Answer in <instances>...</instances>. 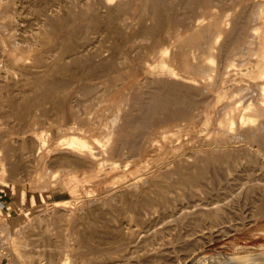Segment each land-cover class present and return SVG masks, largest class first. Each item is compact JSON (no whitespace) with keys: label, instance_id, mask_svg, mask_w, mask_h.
<instances>
[{"label":"rangeland","instance_id":"obj_1","mask_svg":"<svg viewBox=\"0 0 264 264\" xmlns=\"http://www.w3.org/2000/svg\"><path fill=\"white\" fill-rule=\"evenodd\" d=\"M71 1L73 2L72 4H71ZM77 1L79 3L80 0H74V1L73 0H70V1H68V0H62V1L57 0L56 2H54L56 4V5H54V8L55 9L59 8V11H60L59 13L64 14V15L66 14L65 11L67 9V6L73 5L75 3L74 9H75V11L77 10L76 11L77 13L75 12V14L77 16L75 14L72 15V19H71L72 22L71 21L69 22L72 26L68 25V27H65V29H62V30H59L58 32H55L54 36L53 37L51 36L52 37V38H50L51 40L49 39L43 44L40 41L38 43L36 38L34 39V37H33L34 32L37 30L35 28L39 27V24L36 25L37 20H35V18H36L35 14H33V12L31 10L30 11L24 10L25 13L23 14V12H22V17L26 18L25 22H20V25L23 23L22 24L23 26L17 25L16 28H18V29H16V32H18V30L22 31L23 29H21V27L24 28V31L26 33L24 31H22L24 33V34H22V32L20 31L21 34H19L18 38L22 37V38H20V40H23V38H27V40L20 41L17 39V36H16L17 41H20L21 44H23L24 42L32 43V41H34L33 43H35V41H36V43L39 44L37 46L38 47L37 52L41 53L42 49H44V51H45L46 50L45 48H49L52 45L56 46V44H57L56 40L58 38H59L58 41L60 42V43L59 42L58 43L61 45L64 42L63 43V46H64V45H66L65 44L66 41L68 43L72 44L73 41L75 40L73 44H76L77 42L79 44L82 41L86 42V39H89L90 37H92L91 40H89V41L91 43H94L95 46L98 45L99 47H102V46H104V44H107V45L110 44L108 47L115 48L118 45L119 48L121 46L120 50H122L123 52L125 51L124 52L125 54L130 51L129 53L126 54V57L128 56V58H130V60L128 58H127L128 61H127V59L125 60V63L122 65V67L124 66L123 67L124 69L120 67V69H118V71H117V72L120 71L119 74L117 72H114L116 74L110 73V75L112 77L115 76L116 78L118 77V79L111 78L110 76L108 78L106 76H102V77H100V79L96 78V80H95V78H94L93 81L91 80L90 82L88 80H86V75L88 73H87V68L83 67V66H85L84 65L85 62H83L84 60H82L79 63H76V65H75V63L73 64L71 62L72 65H75L73 67L70 63L66 62L67 65L69 64L67 69H70V70L66 69V70H63V72L62 71L59 72V73H61V75L63 74V76H62L63 78L60 77L61 75L59 73H58V75L56 73L55 76H57V78L59 77L58 80H61V81L65 80V78H66V80L64 82L67 85V81H69L68 82L69 86L68 85L66 86L67 89H66V87L63 88L62 90L60 89V91H64L61 93H58V92H60V91H57L58 89H55L53 91L50 90L51 94H54V95L56 94L55 95L56 97L60 95V98L57 97V100H59L57 102H55L56 100L52 101L51 99H49V101H48V98L46 100L44 97H41L44 94L43 89L40 90V89L36 88V90L38 89L36 91V90H34L35 88H29L28 85L25 86L24 80H22V81L20 80L21 82L18 81L20 78L21 79H29L31 76L30 74L26 77V75L28 73L22 74L18 71H16V72L14 71V73H13L14 75L12 76L11 82L13 81V77L16 78L13 81L15 83V80H16V85L13 82H12L13 84L12 83L11 84L16 86V87H12V86L9 87L12 89H11V91L7 90L8 91L7 93L9 94V97L12 98V100H15L17 95H19L18 96L19 98H16V100H15V102H17V104L19 103L18 106L23 105L24 107L26 106V108L29 107V109L31 106L32 110H29V109L26 110V108H24L25 109L24 111L26 114L25 117L21 120L20 119L17 120V118H18L17 114L15 116V114L13 115V113H11L14 111H10L6 104H3V106L6 105L4 108H2L0 105L1 114L3 112H10L11 113V114L8 113L7 118H5V117L0 118V127H1L0 128V132H1L0 138L2 137L3 131L8 130L7 132H8L9 137L7 136V138L9 140V142L11 141V143H9V144L10 145L12 144L13 146L12 145L11 146H12V148H14V149H12V148L10 149L9 146H7L8 148L6 147L5 149L0 148V149H2L0 151V158H2V162L0 159V242H4V248H2L0 250V254H2V255H0V264H35L36 262H38L37 264H49L47 262V259H46L47 253H45V252L42 253L41 250L46 251L48 248H53V247H55V245L58 244V242L61 239H63V237L58 236V233H60L61 236H64L65 232H66L65 234H67V229H66L67 228V222H69V224H71L73 222L72 219L75 216H79V217L83 216L84 214L88 213V211H89V214L91 213V217H92V215L94 216L97 214V211H103V210L109 211L113 208L115 210L119 209V215L116 216L118 219L114 217V220H115V221H113L114 223H112V225H108V227H107L108 229L106 230V239L108 241V244H106V246L110 244L109 243L110 240L117 239V238L121 237L122 238V241L120 240V242H122L121 243L122 244L121 249L118 250L116 253H111L109 255L104 256L103 259L98 260V262L96 261L97 263L91 262V264H182V263L183 264H190V263L191 264H264V154L261 155V157L259 158V161H260V164H262V167H261V165H258V166L255 165L257 163V162L255 163L256 159L254 156V151L257 147L255 145L256 142L252 138L247 137L246 135H245L246 137L244 136V132L246 131L245 128L246 129L247 128L251 129L249 127L254 128L255 126H257L258 122L263 120V116L262 115L260 116V114L259 115L256 114L253 117L250 115L254 114L252 112L260 104V100L258 101L255 99L256 97H257V99L260 97L259 93L261 95V92H260L261 90H259L260 87L259 88H258V86L255 87V85H256L255 82L257 81L256 82L257 84L260 82V80L259 81H258V79L256 80L257 68H255V66H257L256 64L259 63L258 59H260V56L264 52V51L262 52V49H264L263 48L264 47V45H263L264 44V40H263L264 28H263V21H262L264 19V16H263L262 20L261 19L257 20L259 18H258V12H257L256 7L253 9L242 8L243 6L240 3H244V2H246V0H234V1L226 0V1H224L225 3L223 1H219V0H213V1L212 0H201V1L200 0H197V1L196 0H194V1L189 0L191 3L186 4V5L184 4L185 0H182L183 3L181 0L180 1L169 0L168 3L165 0L166 5H168L170 3L169 6L170 7L172 6V7L168 8V6H166L163 3L164 5H162V6L164 9H163V11H160L162 8V6H161L158 10L159 14L157 13V11H154V8L151 6V3H148L147 6H142L141 3L139 2V0H133V4L131 5V7H130V5L127 6L128 10L125 7L122 9V12L121 11L120 12L118 11V13L115 12L116 17L118 16L122 20L121 22H124V26L122 27V33L127 32L130 35L132 33L134 35V36H132L133 37L131 39L132 41L127 42V45H126V43H124V38H123L124 35L123 34H122L123 36L120 35L121 33L118 34L119 37L122 36V38L120 39L116 34V36L119 38V40H118V38L116 36H114L115 34L112 33V29H110V28L108 29V26H103L104 28H102V26H100V27H98L99 29L97 27L96 28L94 27V30L92 27H91L92 29H88V25H86L87 22L85 20L88 18L89 14L86 15V13L83 14V13L78 11V8L80 6H78L79 4L76 3ZM89 1L97 2L98 0H89ZM123 1H126V0H123ZM195 1H196V3L198 2V4H196L197 7L195 6ZM227 1L231 2L230 4L231 5L233 4V5L232 6L229 5V2H227ZM249 1H251V0H249ZM0 2H3V4H4L6 1L3 0ZM172 2H174V3H172ZM176 2H178V4ZM199 2L204 3V4H201V5H203L202 6L203 9L201 7H199V9H198V5L201 6ZM183 4H184V6L189 5L190 7L187 6L185 8L183 6ZM209 4L211 5L210 8H212L211 9L212 11L210 9H207L210 6ZM0 5H2V3H0ZM76 7H77V9H76ZM98 7H99L100 12L104 13V11H106V9L104 7L101 8V6H99V5H98ZM61 8L63 10L65 9V10L62 11ZM179 8H181V9H179ZM171 9H173V10H171ZM185 9L186 10L188 9V10L186 11ZM190 9L191 10L193 9V10L191 11ZM248 9H250V10H248ZM123 10H125V11L123 12ZM148 10H149V12L150 11L156 12L155 14L159 15V18H161V16H163V15L160 16V13L161 14L164 13V16H163V18H164L166 16V13L171 12V13H169L171 16H169V17L166 16L164 18L165 22H164L163 18H162L163 21L160 19V21H162L167 26L166 27L163 24L164 25L163 29L166 32L165 34H168L169 32L171 33V34L169 33L167 35V38L169 36L171 41H172V39H174V37L176 38L178 34L179 35L182 34L181 36L183 38H187V37L191 38L192 36L195 35V33L197 34L202 30V31H204V33H199L200 37L198 34H197L198 36L197 35L194 36V37H198V40L200 39V41H201L204 38V36L205 37L209 36V35H207L209 32L207 33V30L205 32V30H203V29L210 23V20L208 21V19H211L213 17V16L211 17L210 14L213 13L214 15L215 14L219 15L221 13L219 15V17L217 15H215V17H217L218 19H220L222 21L221 23L223 24L222 25L223 31L221 30V32H219L221 35L216 34V36L218 35L217 38H215L216 36L214 38H212V41L217 39L215 41H219V43L214 41L213 42L214 44H213L211 41V43H212L211 44V50H205V49H202L203 47H201L202 41L201 42L199 41L201 44L198 45V43H196L197 40L194 37H192L193 39H191V40L192 41L194 40L196 45H194V46L188 45V47H187V49L189 50L188 56H190L192 58L191 59L190 57H188V63H190L189 61H191L192 65H193L192 69L190 68L188 70H192V71H186L187 69L183 68V65H181V63H180L181 62L180 57L178 58L179 62H177L174 60L172 61L171 57L167 56V60L165 59L166 60L165 62L168 65L171 64V62H172L173 64H171L170 66L174 67L175 72L176 71L179 72L178 76H177L178 78L169 77V79H170L169 80L166 75H162V74H159L157 72V71H159L157 67L159 66L160 62L157 61V60H159V58H157L155 56V52H156L155 50H157L161 47H165L166 45H168L170 43V40H168V39H167L168 41L161 40L160 44H158V46H156V48H153L151 46L150 47L148 46L149 45V44H147L148 39L146 38V36L144 34L140 35V36H142V38L145 36V38H143V39H141V37L139 36L140 32L138 30H139L140 25H141V24L139 25V22L141 23V21L143 19L146 20L145 22L149 23V24L153 23L154 21L155 22L159 21V18H157V16L154 15V12H152L153 14H151V16L153 15L154 17H152L151 19H145L151 13V12L149 13ZM208 10H210V12H208ZM239 10H240V12H239ZM254 10H256V11H254ZM184 12H185V14H184ZM192 12H193L194 16L191 15ZM250 12H251V14H250ZM252 12L255 16L257 15V18L252 14ZM26 13L29 16H27V17L23 16V15H27ZM142 13H144V14L147 13V14L144 17V14L142 15ZM195 13H196V15H195ZM207 13H210V14L208 15ZM119 14L122 16H120ZM186 14H189V15L185 17L184 15H186ZM243 14H245V15H243ZM246 14H247L248 18L247 17L245 18ZM32 15L34 18L32 17ZM240 15L242 18L240 17ZM252 15L254 16V18ZM181 16L183 18L180 19ZM140 17H141V21H139ZM191 17H193V19ZM236 17H237V19H236ZM30 18H33L34 20L33 19L31 20ZM239 18L242 20H240ZM152 19H154L153 22H152ZM168 19H170L169 22H167ZM178 19H179V22H177ZM254 19L257 20L256 23H255ZM174 20L176 22H174ZM185 20H186V22H185ZM191 20H192V22H191ZM33 22H35V23L33 24ZM82 22H85V23L82 24ZM127 22L130 24H127ZM182 22H184L185 24H183ZM187 22H189V23H187ZM31 23L33 24L32 27L35 25L33 28H31V25H29ZM24 24L27 26L29 25L28 26L29 28L27 26H25ZM126 24H127V26H125ZM240 24L243 28L241 26H239ZM242 24L245 27L247 26L246 29L244 28V26ZM85 25L87 26V29L85 28ZM169 25H171V26H169ZM203 25H205V27ZM230 25H233V26H230ZM78 26H79V29H78ZM255 26L259 27V28H256ZM19 27H20V29H19ZM236 27L237 28L239 27V28L237 29ZM30 28H31V30H29ZM101 28L105 31L100 30ZM105 28L109 31H107ZM200 28H202V29H200ZM233 28H234V30H233ZM33 29H35V30L32 31ZM193 29L195 30V33H192V36H190V34H191L190 32H194ZM252 29L253 30L257 29V30H254L255 34H254V32H251V31H253ZM69 30H70V32H68ZM84 30H86V31H84ZM87 30H91L93 32L87 31ZM134 30H137L139 34L137 33V31H134ZM186 30H188V31L186 32ZM243 30H246L247 32L243 31ZM75 31H77V32H75ZM81 31H82V33H81ZM95 31H97V32L102 31V33L105 36H103L102 33H100V34H102L100 36L99 32L96 33L97 34V36H96V34H94ZM106 31H107V33H106ZM197 31H199V32H197ZM233 31H235V33H237L239 31L241 39H239L240 38L239 34H238L239 32L236 35ZM86 32L87 33L89 32V34H87ZM185 32L190 33V34H188V36H187V34ZM18 33H17V35H18ZM91 33H93V34L91 35ZM106 34H108V35H106ZM136 34H138V35H136ZM85 35L86 36L88 35V38L85 37L86 39H84ZM94 35H95V37H94ZM111 35H113V36H111ZM241 35H243L245 40L247 39L248 41L246 42L244 40L243 36H241ZM62 36H63V40L61 43V39H62L61 37ZM68 36L73 37L74 40H72V38L70 39ZM231 36L233 37L232 39H230ZM234 36L237 37V38L235 37L237 39V41L233 40ZM29 37L32 38L33 40L30 41L31 39ZM114 37H116L117 40ZM228 37H230V38H228ZM102 38H103V40H102ZM251 38L252 39L254 38V40L255 41L257 40V42L259 41L258 45H257V42H255ZM97 39H99V40H97ZM105 39H106V41H104ZM111 39H115V40H113L114 43H116L115 41H117L119 43L115 44L116 45L115 46V45H113L114 43ZM145 39H147V40H145ZM95 40H97L98 42L96 41V43H95L94 42ZM101 40L104 41V43L101 42ZM204 40L205 39H203V41ZM240 40H241V44L239 45V43H236V42H239ZM242 40L246 43L250 42V44L247 45L249 48L246 46V44ZM249 40H251V41H249ZM261 40H262V42H261ZM122 41H123V45H122ZM190 41H189V43L192 44V41L191 42ZM223 41L226 43H224ZM231 41H235L233 43H236L235 45H237V46L239 45L240 48H238V49L236 48L238 52H235L236 51L235 50V51H233V53H231L232 50L230 48H232L234 45L233 43H231ZM100 42L102 43L101 46H100V44H98ZM105 42H107V43H105ZM142 42H143V44H142L143 47L141 46ZM145 42H146L145 45L148 46L147 50H145L147 48L144 45ZM242 42H243V44H242ZM252 42H253L252 45H254V43H255V46H251ZM172 43H175L174 40ZM216 43H217V45H216ZM227 43L228 44L231 43L230 45H232V47L229 48L228 47L229 45ZM24 44H26V43H24ZM78 44H76V45H78ZM128 44L130 46H128ZM163 44H165V45H163ZM40 45H42V46L40 47ZM107 45H106V48H107ZM197 45L199 47L196 48ZM220 45L222 48L220 47ZM223 45H225V46H223ZM226 45H227V47H226ZM241 45H243V46H241ZM132 46H133V48H132ZM194 47L196 50L194 49ZM242 47H244V48L246 47V49H244ZM250 47H252L253 49H251ZM149 48H152L153 50L152 49L150 50ZM173 48H175V50L176 49L178 50L179 47L177 46V47H173ZM198 48L202 49L200 51L201 52L203 51V52L199 54ZM102 49H105V48H102ZM133 49H134V51L138 50V54L136 51H135L136 53H134ZM222 49H223V51H222ZM248 49H249V51H246ZM48 50H46V52H44L42 50V52L44 54L45 53L48 54L47 53ZM131 50H132V52H131ZM148 50H149V53L151 52L150 54L148 53ZM260 50H261V52H260ZM141 51H143L144 53H146V51H147V53H146L147 55L143 54ZM253 51H254L255 56L260 54L259 57L256 56V58L254 59L255 56L252 55ZM239 52L242 53L243 56H242V54H239ZM249 52L251 53L252 56H248ZM16 53H20V51H16ZM130 53H131V55H130ZM230 53L232 55H229ZM237 53L241 56V59H239L240 56ZM23 54L28 55L27 57L24 55L25 61L27 60L26 61L27 63L32 64V61L34 60L32 58L33 56L31 57V54L26 53V52H23ZM194 54H196V55L194 56ZM197 54L203 56L204 58L203 57L201 58V56H199L200 57L199 58ZM132 55H134L135 57H138V55H139L140 58L138 60H140L142 62H140V61L138 62L137 58H135V57L133 58ZM151 55H154V56H151ZM235 56L236 57L238 56L239 58H236ZM216 57H217V59L215 60ZM232 57H233V59H232ZM244 57H246L247 59ZM30 58H32L33 60L31 59V61H30ZM144 58L147 61H145ZM168 58H170L169 60H171V62L168 61ZM131 59H133V61ZM234 59H236V61ZM254 60H255V62H253ZM155 61H157L156 62L157 64H155ZM218 61H220V62H218ZM248 61H249V63H248ZM82 62H83V65H82ZM129 62H130V64H126ZM132 62H134V63L132 64ZM211 62H212V64H211ZM80 63H81V65H80ZM250 63H252V65H250ZM152 64L153 65L155 64L157 66L156 69H154L155 65L153 66L154 68L152 69ZM226 64H227V66L230 64L228 66L229 67L228 69H227ZM239 64L240 65L244 64V66H242V65L239 66ZM248 64L250 65V67ZM254 64H255V66H254ZM77 65L82 66L81 67L82 70L79 68V66L77 67ZM236 65H237V68H236ZM247 65H248V67H247ZM129 66H130V68H129ZM150 66H151V68H150ZM194 66L195 67L206 66V69H209V70H207V72H206V69H205V71L203 69V71L198 72L200 70L197 69L198 70L197 71ZM210 66H211V68H210ZM233 66L235 69L233 68ZM207 67H209V68H207ZM240 67H241V69L245 68V69H243L244 71H247L246 70L247 68H248V70H250V68H251L250 71H252V72L256 71V72H254L256 74H252V72H250V71H248V73L247 72L244 73V71L242 72ZM83 68H84V70H83ZM149 68H150V71H149ZM203 68H205V67H203ZM221 68H222V70H221ZM125 69L127 72L125 71ZM212 69H213V71H212ZM215 69H216V71H215ZM252 69H254V70H252ZM132 70H134V71L132 72ZM146 70H147V72H146ZM182 70H184V71H182ZM210 70H211V73H210ZM217 70L219 73L217 72ZM80 71H81V73H80ZM122 71L124 72V74L122 73ZM185 71H186V74L184 75L183 72H185ZM234 71H235V73H234ZM129 72H131V73L129 74ZM18 73H20V76ZM145 73L147 75H145ZM212 73H215V74H212ZM216 73H217V76H216ZM120 74L124 75V76H121ZM179 74H180V76H179ZM181 74L183 75V77ZM201 74H202V76H200ZM210 74H211V78H209V81H208L207 77H210ZM22 75H23V77H22ZM78 75L79 76L82 75L83 78L78 77ZM150 75L152 78L151 77L148 78V76H150ZM157 75H159V76H157ZM212 75H213V78H212ZM231 75H232V77H231ZM184 76H188L189 79H187L188 77L186 78ZM214 76L217 77V80H216V77L214 78ZM253 76H255V77H253ZM71 77H73V78H71ZM190 77H192V78H190ZM203 77H204V80H203ZM251 77H253V78L251 79ZM101 78H102V80H101ZM105 78H107V79H105ZM254 78L256 81H253ZM79 79L82 82L79 81ZM107 80L108 81L111 80V81L105 82ZM143 80H144V82H143ZM197 80H198V82H197ZM83 81H84L85 85H87L86 83H89L90 87L92 86L94 88V90H92V88L88 89V90H91V92L84 90V87H82L84 85ZM101 81H104V82H102V85H101ZM112 81H113V83H111ZM146 81H147V84L149 85V83H150L151 86L150 85L148 86L145 83ZM154 81H156V82H154ZM212 81L213 82L218 81V82L214 84ZM95 82H97V83H95ZM115 82H119L120 84L119 83L116 84ZM164 82H167L168 84L175 86V87L177 85V88H179V89H181V87H183V88L187 87L186 90L188 88H190L187 90V94L189 95L191 93H194V94H196V96H191V95H194V94H191L190 95L191 98H189V99L192 101V97L193 98L195 97L194 99L196 100V102H198V106H196L197 105L196 102L194 104H192L193 101L191 103V101L189 99H188V101H187V99L186 100L184 99V101L179 100V102H177L176 99H175L176 100L175 102H174V100L170 99V101L172 100V102H174L173 104L171 102H169L168 97H165L163 100L161 99L160 101H162V103L160 101H158V98L157 99L154 98V96L156 97V95L159 94V90H156V89L157 88L160 89V87H159V86H161L160 84H162ZM211 82H212V85H210ZM107 83H108V85H107ZM139 83L142 85H140ZM155 83L158 85H156ZM187 83H189V85L192 84V86L189 87V85H187ZM18 84H19V87H17ZM93 84L95 86H93ZM98 84H99V86H98ZM113 84H115L117 86H115ZM253 84H254V86H253ZM20 85L22 86L21 88H20ZM106 85H107V87H106ZM137 85H139V86L137 87ZM146 85L148 88H146ZM179 85L181 87H178ZM182 85H185V86H182ZM200 85L203 87H201ZM108 86L113 88L112 91H111V89H109L110 91L107 90ZM153 86L155 87L154 89H153ZM195 86H197V88ZM26 87H27V89H26ZM149 87H152V88L149 89ZM191 87H193V88H191ZM226 87H227V89H226ZM250 87H252V90H250ZM136 88H137V90H136ZM195 88L197 89V91H195ZM246 88H248V89H246ZM21 89L23 92L21 91ZM81 89L84 90L85 92L92 93V95L89 96L90 93L88 95H85L84 94L85 92L82 91ZM202 89L204 92L202 91ZM204 89H206V90H204ZM12 90H13V93H12ZM131 90H133L134 92ZM144 90L147 91V94L146 93L144 94ZM181 90L179 92H181L182 94H184L186 92L184 89L182 91ZM215 90H217V91H215ZM15 91H17V92H15ZM31 91H33V92H31ZM66 91H68V92H66ZM135 91H137V92L135 93ZM138 91H140V92H138ZM26 92H28V93H26ZM103 92H104V94H103ZM148 92L150 95L148 94ZM229 92H230V95H229ZM37 93H39V94L37 95ZM62 93H64V94L62 95ZM137 93H139V95H137ZM154 93H156V95H152ZM24 94H25V96L31 97V98L35 96L34 98L36 99V103L32 104L31 102H34L35 100H34V98H32L31 100L29 98V100H28L29 102L27 101V105H29V106L24 105L26 103H24V101H22V99H21L22 95H24ZM27 94H29V95H27ZM95 94H96V96H95ZM134 94H136L137 96H141L140 99H142L141 100L142 102H140L139 101L140 99ZM20 95H21V97H20ZM31 95H33V96H31ZM61 95L62 96L65 95L64 98ZM132 95L135 96V98L131 97ZM188 95H186V96H188ZM126 96H128V97H126ZM228 96H229V98H227ZM37 97H39L42 101L39 98L37 99ZM79 97H81V98L84 97V98L81 99ZM125 97L127 99L130 98L131 101L129 102V100H128V102H127L125 100L126 99ZM146 97L148 98V100ZM197 97L201 98L200 100H202V101L199 102L200 100ZM137 98H138V100H137ZM144 98H146V99H144ZM166 98H168V99L166 100ZM4 99H5V97H3L1 100H4ZM17 99H18V101H17ZM19 99L22 101V103L20 102ZM62 99L64 101H62ZM97 99H98V102H97ZM32 100H34V101H32ZM135 100L137 102H135ZM143 100H146V101L143 102ZM149 100L150 101L152 100V101L150 102ZM240 100L243 102L241 103ZM39 101H41V103ZM50 101H51V103H50ZM148 101L151 104H149ZM163 101H164L165 107L163 106ZM166 101H168V102L165 103ZM37 102H39L38 105H40L41 107L38 105H36V106L34 105V104H37ZM53 102H55L54 105H53ZM61 102L63 104H61ZM94 102H95V104H94ZM132 102H134V103L132 104ZM156 102L157 103L160 102L162 104V106L159 105L161 107V110L163 107H164V109H166L168 104L171 103L172 105L170 107H172V108L175 107V109H173L174 113L179 112V115L176 114L177 115L176 116L174 114L175 115V117H174L173 113L171 114V111H170V110H172V108L167 107L168 110H166V111L164 109L162 111L160 109H158V111L160 110L159 111L160 113L161 112L163 113V111H165V112L168 111L167 113H164L163 115L161 113V115H160L161 117H163L162 120L164 119V115H166L165 118L167 121L166 120H163V121L161 120L162 122L159 121V123H156L157 126L153 127V129L158 127L156 129L157 131L158 130L163 131L165 128L168 127L167 130L166 129L164 130L165 136L167 135L166 136L167 138L164 136H161L162 134L159 135V133L157 131L153 132V129H152L150 134H145V133H143V131L142 132L139 131V133H136V135H135L134 134L135 129L133 131V126L131 125V127L127 128V126H130V124H128L126 126L127 123H125V122L127 121L128 123H130L129 122L130 119L132 117L137 116L141 112L143 115L144 114L143 109L144 108L146 109V106H148V105L150 106L153 104L155 106H157ZM176 102H177V104H175ZM232 102H235V104L238 105V107H237L238 110L235 112V115H236L235 118L237 120L233 124V126L228 127L226 124L228 122L226 113L229 112L228 111L230 109L229 106H230V103H232ZM248 102H250L249 105H251V109H250L251 112L249 111V108L246 111H248L249 113L244 110L247 108ZM68 103H69V105H68ZM139 103H140V105L142 103H144V105H141V107L143 109H141L139 107L140 106ZM254 103H256V104L254 105ZM222 104H223V106H222ZM235 104H232V105H235ZM57 105L59 107H57ZM62 105H63V107H62ZM173 105H175V106H173ZM189 105H190V107H189ZM191 105L193 106L194 109L191 107ZM23 106H21V107H23ZM182 106L184 107V109H182ZM255 106H256V108H255ZM136 107H137V109L140 108L142 111L139 112L140 111L139 109H138L139 111L135 110ZM150 107H153V106H150ZM131 108L134 110V112L132 111ZM189 108H192L190 110L191 112L194 110L192 114L188 110ZM7 109L9 111H7ZM40 109L42 111H40ZM185 109L187 110V113L186 112L183 113V110H185ZM198 110L200 111V113ZM32 111H34V112H32ZM115 111L119 112V113H116ZM121 111H122V113H121ZM188 111L190 113H188ZM114 112H115V118L112 119V117L114 116ZM159 112H158V116H159ZM221 112L223 113V115ZM242 112L244 114L247 113V115H246V116H248L247 118H249V116H250L252 118V120L246 121L241 125V123L238 122V121H240L238 119H239L240 115L242 114ZM31 113H32V116H35L34 117L35 119L30 116ZM38 113H40L42 116ZM55 113H57V114H55ZM125 113H127V114H125ZM185 113L187 114V116L185 115ZM169 114H171V116ZM12 115L15 117H13ZM51 115L52 116L54 115V116L52 117ZM73 115H75V117H77V118H75L76 121L74 119L72 120ZM118 115H119V117H118ZM124 115H125V118H127L126 120H125V118H122V117H124ZM140 115L141 114H139V116ZM167 115H168V118H167ZM191 115H192V117L188 118ZM193 115H195V116H193ZM59 116H61V120H60ZM116 116H117V118H116ZM223 116H225L226 119H224ZM0 117H2V116L0 115ZM49 117L51 118V120ZM70 117H71V119H70ZM39 118H40V120H39ZM63 118L65 120L64 123H68L69 121L70 122H78L79 121L78 123H75V126L79 127L80 130H78V128L74 127L71 129L67 128L68 130H70L69 132L67 130L64 131V128H66V127H64L65 125H63ZM128 118H129V121H128ZM170 118H172V119H170ZM174 118H176V119H174ZM180 118H182V119H180ZM244 118H245V116H244ZM223 119L225 121L227 120L226 123H225V121H223ZM257 119H258V121H257ZM2 120H4L3 121L4 123L2 122ZM33 120H34V122H33ZM47 120H48V123H47ZM54 120H56V123ZM106 120H109V122ZM122 120H123V122H122ZM104 121L106 122L105 123L106 125L104 124ZM35 122L38 125H36ZM164 122L167 123V125L164 126V124H165ZM222 122H223V124L226 125V127L230 128V129H228V128L225 129V125L223 127ZM79 123H81V125ZM109 123H110V126L108 127ZM121 123L123 126L124 125L125 126L123 127L121 125ZM252 123H254V124H252ZM32 124H34L35 126L34 125L31 126ZM77 124H79V125H77ZM111 124H112L113 128H112ZM168 124H169V126H168ZM61 125L63 126V129H62ZM103 125H105V126L103 127ZM234 125H235V127H234ZM246 125H247V127H246ZM119 126H121V128ZM159 126H161V127H159ZM242 126H244V127H242ZM2 127L4 128L3 130H2ZM80 127L81 128L83 127L82 128L83 132L81 131ZM76 129L78 130V132H76L77 131ZM128 129H130V130H128ZM131 129L133 132L131 131ZM71 130H73L72 133H71ZM84 130L85 131L88 130V132H84ZM104 130H105V132H104ZM233 130H234V133H236V134L233 133ZM109 131L112 134L109 133ZM129 131L132 134L128 135L130 133ZM221 131L223 134V136H222L223 138L221 137V135H222ZM227 132H229V133H227ZM242 132H243V134H242ZM126 133H128V134L126 135ZM73 134L75 136L77 135V137H81L82 135L83 136L87 135V138H91L90 135H94V136L97 135V142H96V140L90 139V141H92V145L96 146V147L94 146L96 148L95 149L96 151L94 150L96 152L95 154L99 153L98 158H97V156H95L96 162L98 161L97 163H95L92 166H88V165L82 163L81 164L82 167H81V165H79V164L75 165L74 163H72V164L66 163V165H62L64 163L63 162L61 163V161L58 160V158L56 159V157L59 155V153L56 154V152L64 153L63 151H65V150L62 151L61 147L65 146L64 145L65 139L69 138ZM106 134H108V136ZM152 134L155 136H153ZM239 134L240 135L242 134V135L240 136ZM43 135L44 136L46 135V136L44 137ZM128 136H130V137H128ZM133 136L136 138H134ZM151 136H153V138H154V140L152 139V143L156 142V143H153L154 145L150 143L151 138H152ZM124 137H125V140H127V141H125V143L126 142L127 143L125 145H123V147H122V145H120V144L122 141L124 142V140H123ZM146 137H148V138L146 139ZM239 137H241V138H239ZM242 137H244V138H242ZM131 138H132V140H130ZM221 138H222V140H221ZM99 139H101V140H99ZM134 139H136V140H134ZM148 139H149V142H148ZM15 140H16V142H15ZM110 140L112 142H110ZM146 140L148 143H150L149 145L146 142ZM217 140H218V144H217ZM98 141H100V142L98 143ZM107 141L110 142V143L108 142V145H107ZM119 141H121V142L119 143ZM128 141L130 144L128 143ZM210 141H212V142H210ZM253 141H254V143H253ZM95 142L98 143V145ZM133 142H135V143H133ZM18 143L20 144V146ZM118 143H119V145H118ZM139 143H140V145H139ZM102 145L106 151H104V149L102 148ZM29 146H30V149H29ZM35 146H37V147H35ZM119 146H120V148H117ZM125 146H128L127 149ZM131 146L132 147L134 146V149ZM108 147H109V149H108ZM110 147H111V149H110ZM124 147L126 150H131V151L129 152V151L124 150ZM236 147H237V151H236ZM249 148L251 150H253V148H254V151H250ZM34 149H35V151H33ZM114 149L115 150L119 149V151L118 150L114 151ZM121 149L124 151L123 152L124 154L120 153ZM136 149H138V150H136ZM216 149H217V151L224 150V149H225L224 151H226V149L228 151L230 149L232 152L231 151H229V152H231L233 154V151H234L233 155H235L238 158V163L240 165L238 163L236 165H233L234 167L232 166V168H233L232 170L234 172L231 170L230 175H227L226 171H224V170L219 171V173H217V176H216L217 178L215 177V179H214L215 184L213 182V184L205 186L199 191H197L196 189H190L188 187H183V186L174 187L173 189L171 188V190H170L171 200L169 202L159 204L158 207H156V209L154 211H152L150 214L146 213V216L144 213L133 215V213H131L130 211H127L128 213L130 212L129 214H127V212L125 210L122 211L119 208L120 204L116 201L115 194H117L119 191H121L123 189L125 190V188L128 190L129 189L131 190L132 187H130V186H132L134 183L136 184L137 180L139 181L141 179L148 178L151 175L155 176V173H158L157 170H162L163 166L164 167L166 165L170 166L173 164V162H176L179 159L180 160L184 159L183 161H185L187 159L192 160L193 157L196 156V153L198 151L199 152L201 151L200 152L201 154H204L205 152H209V150L212 151L213 153L215 152L217 154H221L222 151L217 152ZM243 149H245V150H243ZM122 150H121V152H122ZM262 151L264 153V148ZM35 152H36V154H35ZM131 152L134 154H131ZM199 152L197 153V155L199 154ZM25 153H26V155H25ZM126 153H127V155L129 153L130 154L127 156ZM247 153H249V154H247ZM21 154H23V156H24V158L22 159L23 160L22 162H21V157H20ZM6 156H8V157H6ZM27 157H29V158H27ZM133 157H135V158L133 159ZM177 157H178V159H177ZM184 157H186V159ZM114 158H116L115 159L116 162L113 161ZM29 159H31V160H29ZM103 159H105V160H103ZM110 159H112V160H110ZM121 159H123V160H121ZM119 160H121L122 163H120ZM31 161H33V162H31ZM17 162H19V164H20L18 167V169L19 168L20 169L19 170L16 169L17 171L16 170L15 171H9V168H10L9 166L14 164V163H17ZM52 162L53 163L56 162L57 165L56 164L54 165ZM101 163H103L105 165H102ZM49 164H50V166H49ZM143 164H145V165H143ZM31 165H33L34 168H33V166L31 167ZM51 166H53V167H51ZM254 166L256 167V169ZM48 167L49 168L51 167V168L49 169ZM257 167H260V170H258L259 168H257ZM69 169H70V171H69ZM46 171H48V172H46ZM223 171H224V174H223ZM9 172H11V173H9ZM13 172H15V173H13ZM12 173H13V175L15 174V176L11 177ZM217 179H218V181H217ZM220 179H221V181H220ZM120 188H122V189H120ZM109 201L111 202L110 204H109ZM112 202L114 203L113 204L114 206L112 205ZM199 202H201V203L202 202H209V203H212L213 206H215L217 204L216 202H219L218 204L222 205V209H224V213H223L224 215L222 216L223 218L221 217L219 219V221L218 220L215 221L214 225L210 224L209 220H207L206 218H204L200 215H197L196 213H195V216L197 218H195L194 214H193V216L190 214L191 216L188 215V216H186V218H183V219L180 218L183 216L182 214H184L185 212H188L190 210L196 211L197 206L195 204L199 203ZM93 204H94V206H93ZM71 214H73V215H71ZM70 215H71V217H70ZM72 216H74V217H72ZM53 218H56L57 220L53 219ZM53 220H55V223H53ZM48 222L49 223L52 222V229H50L51 232L50 231L47 232ZM65 226H66V228H65ZM48 234H50V235H48ZM15 242H17L18 246L16 245ZM43 244H45L44 245L45 247L41 246ZM27 247H28V249H27ZM109 248H111L110 245H109ZM38 251H40L42 256L40 255V253H38ZM30 252H31V255H30ZM153 253H155V254H153ZM43 255H45L46 258H44ZM30 258H33V260H35L36 262H34V263L31 262ZM12 261L15 263H13ZM57 261L54 260V262H52V263L53 264H59V261L58 262ZM84 264H86V263H84ZM87 264H90V263H87Z\"/></svg>","mask_w":264,"mask_h":264},{"label":"bare ground","instance_id":"obj_2","mask_svg":"<svg viewBox=\"0 0 264 264\" xmlns=\"http://www.w3.org/2000/svg\"><path fill=\"white\" fill-rule=\"evenodd\" d=\"M0 1H3V0H0ZM4 1H6L4 4H3V2H0V3H2V5H0V105H1V107L2 108H4L6 105L8 106V109L10 110V111H14V112H11V113H13V115L15 114V116H16V114H17V120L18 119H23L24 117H25V109L24 108H26V106L24 107L23 105H21V106H23V107H21L20 105L18 106V104H17V102H15V100H16V98H19L18 96L19 95H17V97L15 98V100H12V98L11 97H9V94L7 93L8 91L7 90H10L11 91V89L12 88H9V87H16V86H14V85H12L14 82V79H16V78H14L13 77V83L11 82V79H12V76L14 75L13 73H14V71L16 72V71H18V72H20V73H22V74H24V73H28L27 75H26V77L30 74L31 76H30V78L29 79H19L18 81H22V80H24L25 82H24V85L26 86V85H28L29 86V88H35L34 90H36V88H38V89H43V95L41 96V97H44L46 100H47V98H48V101H49V99H51L52 101H54V100H56L55 102H57V101H59V100H57V97H59L60 98V95L59 96H55L54 94H51V91L50 90H55V89H58L57 91H60V89L62 90L63 88H65L67 85H68V82L69 81H67V85H66V83L64 82L65 80H66V78H65V80H58V78H57V76H55V74L57 73V75H58V73L59 72H63V70H66L67 68H68V66H69V64L67 65L66 64V62H68V63H70L71 64V62L74 64L75 63V65H76V63H79V62H81L82 60H84L83 62H85V66H83L84 68L86 67L87 68V75H86V80H88L89 82L92 80L93 81V79L95 78V80H96V78H99L100 79V77H102V76H106L107 78L110 76L111 78H116L115 76L114 77H112L111 75H110V73H114V72H117L118 71V69H120V67L121 68H123L122 67V65L125 63V60L128 58V56L126 57V54L127 53H129V52H127L126 54L122 51V50H120L121 49V46H120V48H119V46L117 45H115V44H118L119 42H117V41H115L116 43H114V41L113 40H115L116 39V37L118 36L119 37V35L118 34H120V35H124V43H126V45H127V42H129V41H132L131 39L133 38L132 36H134L133 35V33L130 35V34H128L127 32H125V33H122V27L124 26V22H121L122 20L117 16L116 17V14H115V12L116 13H118V11L120 12H122V9L123 8H125L126 7V9H127V6H129L130 5V7H131V5L133 4V0H126V1H123V0H98L97 2H91V1H89V0H80L79 1V3H78V1L76 2V3H78L77 5L78 6H80L79 8H78V11L79 12H81V13H83V14H85L86 13V15H88L89 14V16H88V18L85 20L87 23H86V25H88V29H92L93 28V30H94V27L96 28H98V27H100V26H102V28H104L103 26H108V29L110 28V29H112V33L113 34H115L114 36H116V34H117V36L116 37H114L115 39H111L112 41H113V45H115L116 47L115 48H111V47H108L109 45H107V44H104V46H102V47H99L97 44V46H95L94 45V43H91L89 40H91V38L92 37H90L89 39H86V38H88V35L86 36H84V39H86V42L84 41H82V42H80L79 44H78V42L76 43V44H78V45H76V44H73L74 43V39H73V37H69L70 39L72 38V40H74L73 41V43L71 44V43H68L67 41V43L65 42V44L66 45H64L63 46V43H62V40H63V36L61 37L62 39H61V45L59 44L60 42L58 41V39L56 40L57 41V44H56V46H54V45H52L51 47H49V48H45L46 50H48V54H44L43 52H42V50L44 51V49H42L41 50V53H38L37 51H38V45L39 44H37L36 43V41H35V43H33L34 41H32L33 39L32 38H30L29 40L30 41H32V43H27V42H24V43H26V44H21V42L20 41H23V40H27V38H23V40H20V38H22V37H20V38H18L19 37V34H21L20 33V31L21 30H18V32H16V29H18V28H16L17 27V25L19 26L20 25V22H25V19L26 18H23L22 17V12H23V14L25 13V11L24 10H27V11H32L33 12V14H35V16H36V18H35V20H37V24L36 25H38L39 24V27L38 28H35V29H37L35 32H34V35H33V37H34V39L36 38V40L38 41V43H39V41L43 44V43H45L47 40H49L50 38H52L53 36H54V34H55V32H58L59 30H62V29H65V27H68V25H71L69 22L71 21V19H72V15H74L75 14V12L77 11H75V3L73 4V5H68L67 6V9H66V14L64 15V14H60L59 12V8L58 9H55L54 8V5H56L54 2H56L55 0H4ZM62 1V0H61ZM68 1H70V0H68ZM74 1V0H73ZM167 1V3H168V1L169 0H166ZM172 1V0H171ZM170 1V2H171ZM177 1H180V0H177ZM182 1V0H181ZM191 1H194V0H191ZM197 1V0H196ZM196 1H195V6H196V4H198V2L196 3ZM201 1V0H200ZM213 1V0H212ZM219 1H226V0H219ZM231 1H234V0H231ZM248 1V2H247ZM139 2L141 3V5L142 6H147L148 5V3H151V6L154 8V11H157V13L159 12L158 10H159V8L162 6V5H166V3H165V0H139ZM207 2V1H206ZM227 2H229V1H227ZM73 2L71 1V4H72ZM164 3V4H163ZM172 3H174V2H172ZM171 3V4H172ZM177 4H178V2H176ZM182 3H183V1H182ZM189 3H191L189 0H185V2H184V4L186 5V4H189ZM194 3V2H193ZM200 3V2H199ZM225 3V2H224ZM223 3V4H224ZM231 2H229V5H231L230 4ZM233 3V2H232ZM59 4V3H58ZM57 4V5H58ZM66 4V3H65ZM64 4V5H65ZM170 4V3H169ZM169 4L168 5H166V6H168V8L170 7L169 6ZM176 4V5H177ZM184 4H183V6H184ZM201 4H204V3H200V5ZM211 4V3H210ZM209 4V5H210ZM236 4V3H235ZM238 4V3H237ZM243 7L242 8H250V9H253V8H257V12H258V18L259 19H257V20H262L263 19V14H264V0H251V1H249V0H246V2H244V3H240ZM60 5V4H59ZM98 5L99 6H101V8L102 7H104L105 9H106V11H104V13L103 12H100V10H99V7H98ZM193 5V4H192ZM206 5V4H205ZM233 5V4H232ZM231 5V6H232ZM71 6V7H70ZM73 6V7H72ZM187 6H189V5H187ZM187 6H184L185 8L187 7ZM202 6L203 5H201V6H199L198 5V9H199V7H201L202 8ZM222 6V5H221ZM220 6V7H221ZM60 7V6H59ZM172 7V6H171ZM170 7V8H171ZM190 7V6H189ZM194 7V6H193ZM197 7V6H196ZM211 7V5L209 6V8H207V9H212V8H210ZM57 8V7H56ZM65 8V7H64ZM103 8V9H104ZM215 8V7H214ZM218 8V7H217ZM62 9V8H61ZM60 9V10H61ZM76 9H77V7H76ZM125 9V10H126ZM163 6H162V8H161V10L160 11H163ZM176 9V8H175ZM178 9V8H177ZM179 9H181V8H179ZM203 9V8H202ZM205 9V8H204ZM206 9V10H207ZM232 9V8H231ZM241 9V8H240ZM250 9H248V10H250ZM65 10V9H64ZM63 9H62V11H64ZM125 10H123V12L125 11ZM128 10V9H127ZM126 10V11H127ZM153 10V9H152ZM171 10H173V9H171ZM186 10V9H185ZM188 10V9H187ZM186 10V11H187ZM191 10V9H190ZM189 10V11H190ZM193 10V9H192ZM191 10V11H192ZM197 10V9H196ZM210 10H208V12H210ZM154 11H152V12H154ZM170 11V10H169ZM190 11V12H191ZM200 11V10H199ZM203 11V10H202ZM212 11V10H211ZM232 11V10H231ZM254 11H256V10H254ZM148 12H149V10H148ZM151 12V11H150ZM149 12V13H150ZM150 13V15H148L145 19H151L152 17H154L153 15L151 16V14H153V13ZM181 12V11H180ZM189 12V13H190ZM207 12V11H206ZM220 12V11H219ZM239 12H240V10H239ZM28 13V12H27ZM26 13V14H27ZM30 13V12H29ZM77 13V12H76ZM156 12H154V15H156L157 16V18H159V15H157V14H155ZM169 13H171V12H169ZM169 13H166V16H171ZM173 13V12H172ZM178 13V12H177ZM182 13V12H181ZM188 13V12H187ZM203 13V12H202ZM236 13V12H235ZM238 13V12H237ZM247 13V12H246ZM256 13V12H255ZM80 14V13H79ZM78 14V15H79ZM121 14V13H120ZM119 14V15H120ZM144 13H142V15H143ZM147 14V13H146ZM146 14H144V17H145V15ZM159 14V13H158ZM169 14V15H168ZM184 14H185V12H184ZM204 14V13H203ZM208 15L210 14V13H207ZM221 14V13H220ZM219 14V15H220ZM241 14V13H240ZM250 14H251V12H250ZM249 14V15H250ZM252 14H253V12H252ZM76 15V14H75ZM85 15V16H86ZM124 15V14H123ZM141 15V16H142ZM161 15H163L164 16V13L163 14H161L160 13V16ZM180 15V14H179ZM189 14H186V15H184L185 17L186 16H188ZM191 15H193V12H192V14ZM195 15H196V13H195ZM202 15V14H201ZM207 15V16H208ZM215 15H217V14H215ZM215 15L213 14V13H211L210 14V16L212 17H210L211 19H208V21L210 20V23L205 27V25H203L205 28L203 29V30H205V32H206V30H207V35H209L208 37H205L204 36V38L203 39H205L204 41H203V39L200 41V39L198 40V37H194V36H196L197 34L199 35V37H200V34L199 33H204V31H197V32H199V33H195V30H194V32H190V33H186L188 30H186V34H187V36H188V34H190V36H192V33H195V35L194 36H192V37H194L197 41H196V43H198V45L199 44H201L202 46L201 47H203L202 49H205V50H211V44L215 41V40H217V39H215L214 41H212V38H214L215 36H216V34H220L219 32H221V30L223 29L222 28V21L220 20V19H218L217 17H215ZM219 15H217L218 17H219ZM237 15V14H236ZM243 15H245V14H243ZM254 15V14H253ZM252 15V16H253ZM23 16H25V17H27V16H29L28 14L27 15H23ZM77 16V15H76ZM120 16H122V15H120ZM155 16V17H156ZM163 16H161V18H159V21H154V19H152V22L153 23H151V24H149V23H146L145 21L146 20H142L141 21V17H140V20L139 21H141V23L139 22V25H140V28H139V32H140V34L138 33V31L137 30H134V31H137V33L139 34V36L140 35H145L146 36V38L148 39V42H147V44H149L148 46L150 47H153V48H156V46H158V44H160V41L161 40H166V41H168V40H170V38H169V36H168V38H167V35L170 33H168V34H165L166 32L164 31V29H163V26L165 25L166 26V24H164L162 21L164 20V22H165V17L163 18ZM194 16V15H193ZM198 16V15H197ZM251 16V17H252ZM255 16V15H254ZM254 16H253V18H254ZM31 17V16H30ZM32 17H33V15H32ZM80 17V16H79ZM167 17V18H168ZM177 17V16H176ZM202 17V16H201ZM209 17V16H208ZM240 17H241V15H240ZM247 17V14H246V16H245V18ZM256 18H257V15L255 16ZM34 18V17H33ZM33 18H30L31 20L33 19ZM124 18V17H123ZM162 18H163V20H162ZM171 18V17H170ZM181 18H183L182 16L180 17V19ZM188 18V17H187ZM192 19H193V17H191ZM198 18V17H197ZM203 18V17H202ZM201 18V19H202ZM234 18V17H233ZM242 18V17H241ZM248 18V17H247ZM160 19L162 20V21H160ZM174 19V18H173ZM172 19V20H173ZM176 19V18H175ZM205 19V18H204ZM236 19H237V17H236ZM240 19V18H239ZM252 19V18H251ZM34 20V19H33ZM77 20V19H76ZM82 20V19H81ZM125 20V19H124ZM169 20L170 19H168V21L167 22H169ZM183 20V19H182ZM197 20V19H196ZM240 20H242V19H240ZM245 20V19H244ZM247 20V19H246ZM249 20V19H248ZM257 20H255L254 19V21H255V23H256V21ZM27 21V20H26ZM234 21V20H233ZM238 21V20H237ZM263 21V28H264V19L262 20ZM72 22V21H71ZM126 22V21H125ZM166 22V23H167ZM174 22H176L175 20H174ZM177 22H179V19H178V21ZM185 22H186V20H185ZM190 22V21H189ZM189 22H187V23H189ZM191 22H192V20H191ZM206 22V21H205ZM242 22V21H241ZM245 22V21H244ZM29 23V22H28ZM35 22H33V24H34ZM83 23H85V22H82V24ZM172 23V22H171ZM170 23V24H171ZM183 24H185L184 22H182ZM186 23V24H187ZM231 23V22H230ZM243 23V22H242ZM23 24V23H22ZM21 24V25H22ZM27 24V23H26ZM32 23L31 24H29V25H31V28H33L32 27V25H33ZM73 24V23H72ZM81 24V25H82ZM127 24H130V23H128L127 22ZM127 24L125 25V26H127ZM164 24V25H163ZM236 24V23H235ZM245 24V23H244ZM20 25V26H21ZM25 25V24H24ZM28 25V26H29ZM85 25V28L87 29V26ZM137 25V24H136ZM238 25V24H237ZM243 25V24H242ZM262 25V24H261ZM23 26V25H22ZM25 26H27V25H25ZM27 26V27H28ZM72 26V25H71ZM83 26V25H82ZM130 26V25H129ZM169 26H171V25H169ZM230 26H233V25H230ZM239 26H241V24L239 25ZM244 26V25H243ZM37 27V26H36ZM90 27V28H89ZM92 27V28H91ZM167 27V26H166ZM242 27V26H241ZM247 27V26H246ZM246 27L244 26V28L246 29ZM256 27V26H255ZM254 27V28H255ZM29 28V27H28ZM31 28L29 29V30H31ZM83 28V27H82ZM84 28V29H85ZM100 29V30H103V29ZM107 28V27H106ZM105 28V29H106ZM126 28V27H125ZM124 28V29H125ZM237 28V27H236ZM239 28V27H238ZM237 28V29H238ZM243 28V27H242ZM256 28H259V27H256ZM261 28V27H260ZM19 29H20V27H19ZM21 29H23L22 31H24V28H22L21 27ZM35 29H33L32 31H34ZM67 29V28H66ZM77 29V28H76ZM78 29H79V26H78ZM99 29V28H98ZM168 29V28H167ZM198 29V28H197ZM196 29V30H197ZM200 29H202V28H200ZM230 29V28H229ZM27 30V29H26ZM97 30V29H96ZM107 30V29H106ZM127 30V29H126ZM192 30V31H193ZM228 30V29H227ZM232 30V29H231ZM233 30H234V28H233ZM251 30V29H250ZM249 30V31H250ZM253 30V29H252ZM254 30H257V29H254ZM254 30L253 31H251V32H254ZM21 31V32H22ZM28 31V30H27ZM31 31V32H32ZM84 31H86V30H84ZM87 31H91V30H87ZM103 31H105V30H103ZM107 31H109V30H107ZM107 31H106V33H107ZM128 31V30H127ZM133 31V32H134ZM170 31V30H169ZM223 31V30H222ZM243 31H246V30H243ZM248 31V32H249ZM25 32V31H24ZM68 32H70V30L68 31ZM67 32V33H68ZM75 32H77V31H75ZM91 32H93V31H91ZM99 32V34L100 33H102V31L100 32V31H98ZM97 31H95L94 32V34H96V33H98ZM179 32V31H178ZM234 33H235V31H233ZM239 32V31H238ZM237 32V33H238ZM247 32V31H246ZM257 32V31H256ZM17 33H18V35H17ZM26 33V32H25ZM33 33V32H32ZM81 33H82V31H81ZM87 33V32H86ZM105 33V32H104ZM142 33V34H141ZM180 33V32H179ZM233 33V34H234ZM237 33H235L236 35H237ZM245 33V32H244ZM22 34H24L23 32H22ZM73 34V33H72ZM85 34V33H84ZM87 34H89V32L87 33ZM93 33H91V35H92ZM98 34V35H99ZM103 34V33H102ZM102 34H100V36L102 35ZM138 34H136V35H138ZM171 34V33H170ZM239 34V37H240V32L238 33ZM254 34H255V32H254ZM106 35H108V34H106ZM122 35V36H123ZM179 35V34H178ZM177 35V37L175 38L174 37V39H172V41L170 40V43L168 44V45H166L165 47H161V48H159V49H157V50H155L156 52H155V56L157 57V58H159V60H157V61H159L160 63H159V66L157 67L155 64H157L156 62L157 61H155V68L153 67L154 65L152 64V69L154 68V69H156V67L158 68V70L159 71H157L159 74H162V75H166L167 77H168V79H169V77H173V78H178L177 76H178V73L179 72H175V70H174V67L172 66H170L171 64H173L172 62H171V60L173 61H177V62H179L178 61V58L180 57V63H181V65H183V68H185V69H187L186 71H192V70H188V69H192V63H191V61H189L190 63H188V57H190V56H188L189 55V50L187 49V47H188V45L189 46H191V45H196L195 44V42H194V40L192 41L191 39H193L192 37L190 38H183L181 35H179L178 36ZM197 35V36H198ZM206 35V36H207ZM221 35V34H220ZM252 35V34H251ZM16 36H17V39L18 40H20V41H17V39H16ZM22 36V35H21ZM52 36V37H51ZM72 36V35H71ZM74 36V35H73ZM83 36V35H82ZM96 36H97V34H96ZM99 36V37H100ZM103 36H105L104 34H103ZM111 36H113V35H111ZM122 36L121 37H119L120 39L122 38ZM145 36L143 37V38H145ZM212 36V37H211ZM218 36V35H217ZM217 36L215 37V38H217ZM224 36V35H223ZM229 36V35H228ZM241 36H243V35H241ZM256 36V35H255ZM80 37V36H79ZM86 37V38H85ZM94 37H95V35H94ZM93 37V38H94ZM107 37V36H106ZM117 37V38H118ZM141 37V39H143L142 38V36H140ZM202 37V36H201ZM236 36H234V39L233 40H235V41H237V37L235 38ZM253 37V36H252ZM258 37V36H257ZM264 37V36H263ZM97 38V37H96ZM95 38V39H96ZM105 38V37H104ZM108 38V37H107ZM119 38H118V40H119ZM138 38V37H137ZM209 38V39H208ZM228 38H230V37H228ZM233 37L231 36V38L230 39H232ZM243 38H244V36H243ZM255 38V37H254ZM254 38L252 39V40H254ZM109 39V38H108ZM139 39V38H138ZM147 39H145V40H147ZM168 39V40H167ZM226 39V38H225ZM239 39H241V37L239 38ZM238 39V40H239ZM51 40V39H50ZM97 40H99V39H97ZM97 40H95L94 42L96 43V41ZM102 40H103V38H102ZM101 40V42H103L104 43V41H106V39L104 40V41H102ZM117 40V39H116ZM173 40H174V42L175 43H172L173 42ZM192 41V44L191 43H189V41ZM244 40H245V38H244ZM263 40H264V38H263ZM70 41V40H69ZM89 41V42H88ZM93 41V40H92ZM141 41V40H140ZM190 41V42H191ZM201 43H200V42ZM211 41H212V43H211ZM235 41H231V43H233V42H235ZM243 41V40H242ZM246 42L248 41L247 39L245 40ZM249 41H251V40H249ZM255 41V40H254ZM253 41V42H254ZM20 42V43H19ZM59 42V43H58ZM98 42V41H97ZM98 43V44H100V46H101V44L102 43ZM144 42V41H143ZM143 42L141 43V46L143 47ZM163 42V41H162ZM215 42H218L219 43V41H215ZM224 42V41H223ZM244 42V41H243ZM243 42H242V44H243ZM246 42H244L245 44H246V46L247 45H249L250 44V42L249 43H246ZM253 42L251 43V46H255V43H254V45H252L253 44ZM255 42H257V40L255 41ZM259 42V41H258ZM258 42H257V45H258ZM261 42H262V40H261ZM105 43H107V42H105ZM140 43V42H139ZM224 43H226V42H224ZM230 43V44H231ZM236 43H239V45L241 44V40L239 41V42H236ZM236 43H233L234 45H233V47H232V45H230V44H228L229 46V48L230 47H232V48H230L232 51H231V53H233V51H235V52H238L237 51V49L238 48H240L239 47V45L237 46V45H235ZM93 44V45H92ZM131 44V43H130ZM146 44V42L144 43V45ZM214 44V43H213ZM222 44V43H221ZM45 45V44H44ZM92 45V46H91ZM106 45H107V48H106ZM122 45H123V41H122ZM125 45V44H124ZM139 45V44H138ZM163 45H165V44H163ZM196 46V48L197 47H199V46ZM216 45H217V43H216ZM264 45V44H263ZM42 45H40V47H41ZM47 46V45H46ZM45 46V47H46ZM128 46H130L129 44H128ZM148 46L147 45H145V47H147L145 50H147L148 49ZM161 46V45H160ZM159 46V47H160ZM179 47L178 48V50L176 49L175 50V48H173V47ZM219 46V45H218ZM223 46H225V45H223ZM241 46H243V45H241ZM245 46V45H244ZM262 46V45H261ZM123 47V46H122ZM138 47V46H137ZM136 47V48H137ZM200 47V48H201ZM215 47V46H214ZM220 47H221V45H220ZM226 47H227V45H226ZM248 47V46H247ZM263 47V46H262ZM102 48H105V49H102ZM130 48V47H129ZM132 48H133V46H132ZM139 48V47H138ZM137 48V49H138ZM190 48V47H189ZM200 48H198L199 49V54L200 53H202L200 50H202V49H200ZM217 48V47H216ZM222 48V47H221ZM237 48V49H236ZM242 48H244V47H242ZM249 48V47H248ZM251 49H253L252 47H250ZM260 48V47H259ZM258 48V49H259ZM264 48V47H263ZM143 49V50H144ZM150 50L152 49V48H149ZM173 49V50H172ZM192 49V48H191ZM194 49H195V47H194ZM244 49H246V47L244 48ZM257 49V48H256ZM46 50L44 51V52H46ZM120 50V51H119ZM139 50V49H138ZM138 50H135L136 52H137V54H138ZM142 50V49H141ZM153 50V49H152ZM196 50V49H195ZM213 50V49H212ZM215 50V49H214ZM220 50V49H219ZM242 50V49H241ZM16 51H20V53H16ZM128 51V50H127ZM133 51H134V49H133ZM134 51V53H136ZM140 51V50H139ZM222 51H223V49H222ZM226 51V50H225ZM229 51V50H228ZM246 51H249V49L248 50H246ZM264 51V49H262V52ZM23 52H26V53H30L31 54V57L34 59H32V58H30V61H31V59L33 60L32 61V64H29V63H27L26 61H25V56L27 57L28 55H26V54H23ZM131 52H132V50H131ZM143 54H145V55H147L146 53H147V51H146V53H144L143 51H141ZM154 52V51H153ZM195 52V51H194ZM193 52V53H194ZM208 52V51H207ZM210 52V51H209ZM212 52V51H211ZM227 52V51H226ZM230 52V51H229ZM244 52V51H243ZM260 52H261V50H260ZM259 52V53H260ZM148 53H149V50H148ZM151 53V52H150ZM149 53V54H150ZM205 53V52H204ZM203 53V54H204ZM215 53V52H214ZM222 53V52H221ZM229 54V55H232V54ZM245 53V52H244ZM248 53V52H247ZM253 54L252 55H254V51L252 52ZM264 53V52H263ZM262 53V55L260 56V59H258L259 61V63L258 64H256L257 66H255V64H254V66H255V68H257V74L256 73H254V72H256V71H250L251 70V68H250V70H248V68L246 69L247 71H244L243 69H245V68H242L241 69V67H240V69L242 70V72L244 71V73L245 72H247L248 73V71H250V72H252V74H256V76H257V78H256V80L258 79V81L260 80V82L257 84L256 82V80H255V78H254V80L253 81H256L255 82V87L256 86H258V88L260 87V89L259 90H261L260 92H261V95H260V93H259V98L257 99V97L255 98L256 100H260V104H259V106L256 108V106H255V108L256 109H254V111L252 112V113H254V114H252V115H250V116H254V115H256V114H260V116L262 115L263 116V120H261L260 122H256L257 123V126H255L254 128L253 127H249V128H251V129H246L245 128V132H244V136L246 135L247 137H250V138H252L255 142H256V149H255V151H254V148H253V150H251L250 148V151H254V156H255V159H256V161H255V165H261V167H262V164H260V161H259V158L261 157V155H263L264 153H263V148H264V54ZM141 54V53H140ZM202 54V55H203ZM212 54V53H211ZM228 54V53H227ZM238 54V53H237ZM239 54H242V53H240L239 52ZM238 54V55H239ZM250 54V55H249ZM249 54H248V56H252L251 55V53L249 52ZM258 54V53H257ZM25 55V56H24ZM130 55H131V53H130ZM129 55V56H130ZM170 55V56H169ZM196 54H194V56H195ZM198 55V54H197ZM206 55V54H205ZM204 55V56H205ZM228 55V56H229ZM260 55V54H259ZM259 55H256V56H258L259 57ZM133 56V58L135 57L134 55H132ZM149 56V55H148ZM151 56H154V55H151ZM167 56L168 57H171V60H169L170 58H168V61L169 62H171V64H167L165 61L167 60ZM199 56H201V55H198V57ZM208 56V55H207ZM225 56V55H224ZM227 56V57H228ZM240 56V55H239ZM242 56H243V54H242ZM255 56V55H254ZM256 56L254 57V59L256 58ZM143 57V56H142ZM145 57V56H144ZM150 57V56H149ZM203 56H201V58H202ZM206 57V56H205ZM226 57V58H227ZM234 57V56H233ZM233 57H232V59H233ZM236 57V56H235ZM135 58H137V61L139 62L140 60H138L139 58H140V56L138 55V57H135ZM148 58V57H147ZM154 58V57H153ZM191 58V57H190ZM196 58V57H195ZM200 58V57H199ZM204 58V57H203ZM236 58H239L238 56L236 57ZM244 58H246V57H244ZM252 58V57H251ZM29 59V58H28ZM121 59V60H120ZM129 60H130V58H128ZM128 59H127V61H128ZM145 59V58H144ZM166 59V60H165ZM192 59V58H191ZM217 59V57L215 58V60ZM239 59H241V56H240V58ZM238 59V60H239ZM243 59V58H242ZM247 59V58H246ZM132 61H133V59H131ZM149 60V59H148ZM200 60V59H199ZM235 61H236V59H234ZM251 60V59H250ZM253 60V59H252ZM257 60V59H256ZM29 61V60H28ZM70 61V62H69ZM145 61H147L146 59H145ZM198 61V60H197ZM243 61V60H242ZM247 61V60H246ZM83 62H82V65H83ZM131 62V61H130ZM130 62L129 63H126V64H130ZM140 62H142V61H140ZM201 62V61H200ZM218 62H220V61H218ZM217 62V63H218ZM227 62V61H226ZM241 62V61H240ZM253 62H255V60L253 61ZM31 63V62H30ZM134 62H132V64H133ZM152 63V62H151ZM150 63V64H151ZM202 63V62H201ZM244 63V62H243ZM248 63H249V61H248ZM142 64V63H141ZM191 64V65H190ZM211 64H212V62H211ZM72 65V64H71ZM70 65V66H71ZM75 65H72V67L73 66H75ZM80 65H81V63H80ZM146 65V64H145ZM148 65V64H147ZM175 65V64H174ZM198 65V64H197ZM202 65V64H201ZM200 65V66H201ZM206 65V64H205ZM223 65V64H222ZM230 65V64H229ZM228 65V66H229ZM242 65V64H241ZM240 64H239V66H241ZM249 65V64H248ZM248 65H247V67H248ZM250 65H252V63H250ZM250 65H249V67H250ZM79 65H77V67H78ZM177 66V65H176ZM175 66V67H176ZM196 66V65H195ZM194 66V67H195ZM209 66V65H208ZM226 66H227V64H226ZM227 66V69L229 68ZM238 66V67H239ZM242 66H244V64L242 65ZM81 67L82 66H79V68L81 69ZM126 67V66H125ZM203 67H205V68H203ZM203 67H195L196 68V70L198 69V70H200V71H198V72H201V71H203V69H204V71H205V69H206V66H203ZM217 67V66H216ZM231 67V66H230ZM70 68V67H69ZM84 68H83V70H84ZM129 68H130V66H129ZM150 68H151V66H150ZM150 68H149V71H150ZM207 68H209V67H207ZM210 68H211V66H210ZM220 68V67H219ZM225 68V67H224ZM233 68H234V66H233ZM236 68H237V65H236ZM254 68V69H255ZM74 69V68H73ZM124 69V68H123ZM135 69V68H134ZM184 69V70H185ZM214 69V68H213ZM213 69H212V71H213ZM235 69V68H234ZM254 69H252V70H254ZM67 70H70V69H67ZM72 70V69H71ZM75 70V69H74ZM82 70V69H81ZM177 70V69H176ZM184 70H182V71H184ZM207 70H209V69H206V72H207ZM221 70H222V68H221ZM225 70V69H224ZM125 71H126V69H125ZM131 71V70H130ZM134 70H132V72H133ZM152 71V70H151ZM186 71L185 72H183L184 73V75L186 74ZM215 71H216V69H215ZM214 71V72H215ZM236 71V70H235ZM235 71H234V73H235ZM66 72V71H65ZM74 72V71H73ZM79 72V71H78ZM120 72V71H119ZM119 72H117L118 74H119ZM127 72V71H126ZM146 72H147V70H146ZM156 72V73H157ZM217 72H218V70H217ZM240 72V71H239ZM241 72V73H242ZM20 73H18L19 74V76H20ZM67 73V72H66ZM71 73V72H70ZM76 73V72H75ZM80 73H81V71H80ZM122 73L124 74V72L122 71ZM131 72H129V74H130ZM188 73V72H187ZM205 73V72H204ZM210 73H211V70H210ZM219 73V72H218ZM60 75H61V73H59ZM68 74V73H67ZM73 74V73H72ZM78 74V73H77ZM114 74H116V73H114ZM192 74V73H191ZM209 74V73H208ZM212 74H215V73H212ZM232 74V73H231ZM24 75V76H25ZM121 75V74H120ZM145 75H147L146 73H145ZM182 75V74H181ZM197 75V74H196ZM204 75V74H203ZM207 75V74H206ZM249 75V74H248ZM63 76V74L60 76L61 78H63L62 77ZM77 76V75H76ZM118 76V75H117ZM121 76H124V75H121ZM157 76H159V75H157ZM156 76V77H157ZM179 76H180V74H179ZM193 76V75H192ZM198 76V75H197ZM200 76H202V74L200 75ZM199 76V77H200ZM205 76V75H204ZM216 76H217V73H216ZM216 76H214V78L216 77ZM250 76V75H249ZM22 77H23V75H22ZM78 77H81V78H83V76L81 75V76H79L78 75ZM151 77V75L150 76H148V78H150ZM182 77H183V75H182ZM184 77H188V76H184ZM206 77V76H205ZM220 77V76H219ZM231 77H232V75H231ZM230 77V78H231ZM253 77H255V76H253ZM253 77H251V79L253 78ZM71 78H73V77H71ZM107 78H105V79H107ZM152 78V77H151ZM160 78V77H159ZM163 78V77H162ZM161 78V79H162ZM181 78V77H180ZM190 78H192V77H190ZM208 78V81H209V78H211V74H210V77H207ZM206 78V79H207ZM212 78H213V75H212ZM229 78V77H228ZM227 78V79H228ZM70 79V78H69ZM116 79H118V77L116 78ZM144 79V78H143ZM147 79V78H146ZM145 79V80H146ZM167 79V80H168ZM187 79H189V77L187 78ZM196 79V78H195ZM194 79V80H195ZM202 79V78H201ZM200 79V80H201ZM205 79V80H206ZM75 80V79H74ZM94 80V81H95ZM101 80H102V78H101ZM112 80V79H111ZM111 80H107V81H105V82H110ZM125 80V79H124ZM123 80V81H124ZM155 80V79H154ZM170 80V79H169ZM168 80V81H169ZM184 80V79H183ZM191 80V79H190ZM203 80H204V77H203ZM213 80V79H212ZM216 80H217V77H216ZM222 80V79H221ZM236 80V79H235ZM20 81V82H21ZM79 81H81L80 79H79ZM140 81V80H139ZM152 81V80H151ZM202 81V80H201ZM82 82V81H81ZM86 82V81H85ZM102 82H104V81H101V85H102ZM141 82V81H140ZM143 82H144V80H143ZM154 82H156V81H154ZM174 82V81H173ZM191 82V81H190ZM194 82V81H193ZM197 82H198V80H197ZM203 82V81H202ZM206 82V81H205ZM213 82V81H212ZM212 82L210 83V85H212ZM218 82V81H217ZM217 82H213L214 84L215 83H217ZM227 82V81H226ZM12 83V84H11ZM19 83V82H18ZM95 83H97V82H95ZM111 83H113V81L111 82ZM116 84H118L119 82H115ZM142 83V82H141ZM146 84H147V81L145 82ZM15 85H16V80H15V83H14ZM20 84V83H19ZM19 84H18V86L17 87H19ZM83 84H84V81H83ZM87 85H83L82 87H84V90H86V91H90L91 92V90H88V89H90V88H92V90H94V88L91 86L90 87V84L89 83H86ZM100 84V83H99ZM99 84H98V86H99ZM104 84V83H103ZM120 84V83H119ZM140 84V83H139ZM156 84V83H155ZM175 84V83H174ZM247 84V83H246ZM251 84V83H250ZM22 85V84H21ZM20 85V88L22 87ZM23 85V86H24ZM97 85V84H96ZM107 85H108V83H107ZM107 85H106V87H107ZM113 85H115V84H113ZM112 85V86H113ZM140 85H142V84H140ZM145 85V84H144ZM148 85V84H147ZM147 85H146V88H148L147 87ZM149 85L151 86V84L149 83ZM148 85V86H149ZM156 85H158V84H156ZM161 86H159L160 87V89H156V90H159V94H157L156 95V93H154V94H152V95H156V97L154 96V98H158V101H160L161 99L163 100L165 97H168L169 98V102H171L172 104L177 100V102H179V100H181V101H184V99L186 100L187 99V101H188V99L189 98H191V96H196V94H194V93H191V94H194V95H191V94H187V90L188 89H190V88H188L187 90H186V88L187 87H185V88H183V87H181L180 85L178 86V87H181V89L183 88L186 92L184 93V94H182L181 92H179L181 89H179V88H177V85H176V87L175 86H172V85H170V84H168L167 82H164V83H162V84H160ZM187 85H189V83H187ZM195 85V84H194ZM209 85V86H210ZM219 85V84H218ZM69 86V85H68ZM93 86H95L94 84H93ZM115 86H117V85H115ZM139 85H137V87H138ZM182 86H185V85H182ZM190 86H192V84H190L189 85V87ZM201 86V85H200ZM241 86V85H240ZM253 86H254V84H253ZM252 86V87H253ZM72 87V86H71ZM110 86H108V88H107V90H109V89H111V91H112V89L113 88H109ZM135 87V86H134ZM143 87V86H142ZM194 87V86H193ZM193 87H191V88H193ZM196 88H197V86H195ZM199 87V86H198ZM201 87H203V86H201ZM244 87V86H243ZM252 87H250V90H252ZM9 88V89H8ZM25 88V87H24ZM28 88V89H29ZM70 88V87H69ZM68 88V89H69ZM103 88V87H102ZM150 88H152V87H149V89ZM155 87L153 86V89H154ZM195 88V91H197V89ZM224 88V87H223ZM234 88V87H233ZM237 88V87H236ZM241 88V87H240ZM26 89H27V87H26ZM37 89V90H38ZM66 89H67V87H66ZM73 89V88H72ZM83 89V88H82ZM81 89V90H82ZM99 89V88H98ZM97 89V90H98ZM134 89V88H133ZM182 89V90H183ZM212 89V88H211ZM226 89H227V87H226ZM246 89H248V88H246ZM256 89V88H255ZM20 90V89H19ZM24 90V89H23ZM33 90V91H34ZM36 90V91H37ZM84 90H82V91H84ZM96 90V89H95ZM101 90V89H100ZM128 90V89H127ZM135 90V89H134ZM136 90H137V88H136ZM140 90V89H139ZM155 90V91H156ZM181 90V91H182ZM204 90H206V89H204ZM213 90V89H212ZM242 90V89H241ZM258 90V91H259ZM21 91H22V89H21ZM25 91V90H24ZM29 91V90H28ZM33 91H31V92H33ZM103 91V90H102ZM110 91V90H109ZM131 91H133V90H131ZM146 90H144V94L146 93L147 94V91L145 92ZM191 91V90H190ZM200 91V90H199ZM202 91H203V89H202ZM201 91V92H202ZM215 91H217V90H215ZM234 91V90H233ZM240 91V90H239ZM238 91V92H239ZM255 91V90H254ZM5 92V93H4ZM15 92H17V91H15ZM23 92V91H22ZM61 92H64V91H60V92H58V93H61ZM66 92H68V91H66ZM85 92V91H84ZM89 92V93H90ZM93 92V91H92ZM134 92V91H133ZM137 91H135V93H136ZM138 92H140V91H138ZM153 92V91H152ZM193 92V91H192ZM204 92V91H203ZM202 92V93H203ZM241 92V91H240ZM5 95H4V94ZM12 93H13V90H12ZM19 93V92H18ZM26 93H28V92H26ZM35 93V92H34ZM41 93V92H40ZM87 93V94H86ZM88 92H85L84 94L85 95H88L89 94ZM94 93V92H93ZM96 93V92H95ZM99 93V92H98ZM151 93V92H150ZM235 93V92H234ZM233 93V94H234ZM3 94V95H2ZM8 94V95H7ZM16 94V93H15ZM23 94V93H22ZM36 94V93H35ZM39 93H37V95H38ZM64 93H62V95H63ZM67 94V93H66ZM103 94H104V92H103ZM148 94H149V92H148ZM210 94V93H209ZM238 94V93H237ZM248 94V93H247ZM27 95H29V94H27ZM34 95V94H33ZM33 95H31V96H33ZM41 95V94H40ZM61 95V96H62ZM90 95H92V93H90L89 94V96ZM134 95H136V94H134ZM137 95H139V93H137ZM136 95V96H137ZM150 95V94H149ZM186 95H188V96H186ZM191 95V96H190ZM202 95V94H201ZM229 95H230V92H229ZM242 95V94H241ZM65 96V95H64ZM64 96H62L63 98H64ZM95 96H96V94H95ZM94 96V97H95ZM130 96V95H129ZM148 96V95H147ZM203 96V95H202ZM210 96V95H209ZM237 96V95H236ZM244 96V95H243ZM256 96V95H255ZM3 97H5V99L4 100H1ZM20 97H21V95H20ZM35 97V96H34ZM34 97H32V98H34ZM61 97V98H62ZM67 97V96H66ZM85 97V96H84ZM84 97H79V98H81V99H83ZM87 97V96H86ZM93 97V96H92ZM126 97H128V96H126ZM125 97V98H126ZM131 97H134L135 98V96H131ZM139 99H140V97L141 96H137ZM150 97V96H149ZM152 97V96H151ZM29 98H30V100L32 99L31 97H27V96H25V94L24 95H22V101H24V103H26V104H24V105H27V101L29 100ZM39 97H37V99H38ZM58 98V99H59ZM91 98V97H90ZM97 98V97H96ZM99 98V97H98ZM138 98H137V100H138ZM147 98V97H146ZM146 98H144V99H146ZM153 98V99H154ZM168 98H166V100L168 99ZM195 98V97H194ZM193 97H192V101H193V103H192V101H191V103L192 104H194L195 102H196V100L194 99ZM199 100L201 99V98H199V97H197ZM210 98V97H209ZM215 98V97H214ZM227 98H229V96L227 97ZM40 99V98H39ZM44 99V100H45ZM70 99V98H69ZM87 99V98H86ZM85 99V100H86ZM133 99V98H132ZM150 99V98H149ZM170 99H172V100H174V102H172V100L170 101ZM176 99V100H175ZM195 101H194V100ZM212 99V98H211ZM243 99V98H242ZM241 99V100H242ZM20 100V99H19ZM35 100V101H34ZM34 100H32V101H34V102H31L32 104L33 103H36V99L34 98ZM41 100V99H40ZM95 100V99H94ZM93 100V101H94ZM127 102H128V100H129V102L131 101L130 100V98L129 99H125ZM142 99H140L139 101L140 102H142L141 101ZM147 100H148V98H147ZM155 100V99H154ZM240 100V102L242 103L243 101H241ZM6 101V102H5ZM17 101H18V99H17ZM22 101L20 100V102L22 103ZM38 101V100H37ZM42 101V100H41ZM41 101H39L40 103H41ZM62 101H64L63 99H62ZM82 101V100H81ZM84 101V100H83ZM144 101H146V100H143V102ZM150 101V100H149ZM148 101V102H149ZM152 101V100H151ZM150 101V102H151ZM180 101V102H181ZM189 101V102H190ZM202 100H200L199 102H201ZM29 102V101H28ZM39 102H37V104H34L35 106L36 105H38L39 104ZM46 102V101H45ZM55 102H53V105L55 104ZM96 102V101H95ZM95 102H94V104H95ZM97 102H98V99H97ZM101 102V101H100ZM135 102H137L136 100H135ZM147 102V103H148ZM149 102V104H151ZM161 103H162V101H160ZM157 103V106H155L154 104L153 105H150V106H153V107H150L149 105L148 106H146V109L144 110L142 107H141V105H144V103H142L141 105H140V103H139V107L141 108V109H143V115H142V110L140 109V108H138L137 109V107L135 108V110H138L139 112H141V113H139V114H141L140 116H139V114L137 115V116H135L134 114V116L135 117H132L131 119H130V121H129V118H128V121L130 122V123H128L127 121L125 122V123H127L126 124V126L128 125V124H130V126H127V128L128 127H131V125L133 126V131H134V129H135V132H134V134L136 135V133H139V131L140 132H142L143 131V133H145V134H150L151 133V131H152V129H153V127H156L157 125H156V123H159V121L160 122H162L163 120H166V118H165V116L166 115H164V119L162 120V118L163 117H161L160 115H161V113L159 112L160 110H161V107L160 106H162V104L161 103ZM168 101H166L165 103H167ZM177 102L175 103V104H177ZM226 102V101H225ZM257 102V101H256ZM49 103V102H48ZM50 103H51V101H50ZM49 103V104H50ZM59 103V102H58ZM92 103V102H91ZM134 102H132V104H133ZM146 103V102H145ZM155 103V102H154ZM171 103H169L168 104V108H172V107H170L172 104ZM185 103V102H184ZM197 103V105L196 106H198V102H196ZM204 103V102H203ZM238 103V102H237ZM249 103L250 102H248V105H247V108L246 109H244L245 111L249 108V111L251 112V105H249ZM3 104H6L5 106H3ZM61 104H63L62 102H61ZM66 104V103H65ZM64 104V105H65ZM89 104V103H88ZM188 104V103H187ZM228 104V103H227ZM232 104H235V102H232V103H230V106H229V112L228 113H226V116H227V120H228V122L226 123V121L224 120V119H226V117L225 116H223L224 117V119H223V121H225V123L227 124V126L228 127H231V126H233V124L236 122V118H235V112L238 110L237 109V107H238V105L237 104H235V105H232ZM253 104V103H252ZM256 103H254V105H255ZM42 105V104H41ZM47 105V104H46ZM68 105H69V103H68ZM135 105V104H134ZM137 105V104H136ZM160 105V106H159ZM181 105V104H180ZM27 106H29V105H27ZM33 106V105H32ZM38 106H40V105H38ZM78 106V105H77ZM155 106V107H154ZM159 106V107H158ZM163 106L165 107V105H164V101H163ZM173 106H175V105H173ZM188 106V105H187ZM195 106V105H194ZM222 106H223V104H222ZM41 107V106H40ZM57 107H59L58 105H57ZM62 107H63V105H62ZM121 107V106H120ZM133 107V106H132ZM144 107V106H143ZM150 107V108H149ZM164 107L162 108V110L164 109ZM166 107V109H164L165 111L166 110H168V108ZM189 107H190V105H189ZM191 107L193 108V106L191 105ZM207 107V106H206ZM129 108V107H128ZM177 108V107H176ZM186 108V107H185ZM192 108H189L188 110L190 111ZM7 109V111H9ZM29 109V107H27L26 108V110H28ZM57 109V108H56ZM55 109V110H56ZM125 109V108H124ZM132 109V108H131ZM158 109H160L159 111H158ZM173 109H175V107H173L172 108V110H170L171 111V114L173 113V116L175 117V115L177 114V115H179V112L178 113H174V111H173ZM182 109H184V107L182 106ZM194 109V108H193ZM206 109V108H205ZM241 109V108H240ZM29 110H32L31 109V106H30V109ZM36 110V109H35ZM58 110V109H57ZM121 110V109H120ZM161 110V111H162ZM186 110V109H185ZM185 110H183V113L184 112H186L187 113V110L185 111ZM243 110V109H242ZM37 111V110H36ZM40 111H42L41 109H40ZM100 111V110H99ZM128 111V110H127ZM132 111L134 112V110L132 109ZM165 111H163V113H162V115L164 114V113H167V112H165ZM173 111V112H172ZM188 111V113H190ZM194 111V110H193ZM193 111L191 112V114L193 113ZM199 111V110H198ZM224 111V110H223ZM244 111V112H245ZM3 112V111H2ZM28 112V111H27ZM32 112H34V111H32ZM73 112V111H72ZM107 112V111H106ZM116 112V111H115ZM115 112H114V116L112 117V119L113 118H115ZM137 112V111H136ZM158 112H159V116L161 117H159L158 116ZM177 112V111H176ZM246 112H248V111H246ZM256 112V113H255ZM8 113H10V112H3L2 114H1V111H0V115L2 116V117H0V118H7L8 117ZM10 113V114H11ZM116 113H119V112H116ZM121 113H122V111H121ZM131 113V112H130ZM170 113V112H169ZM185 113V115L187 116V114ZM199 113H200V111H199ZM222 113V112H221ZM220 113V114H221ZM224 113V114H225ZM249 113V112H248ZM29 114V113H28ZM38 114H40V113H38ZM48 114V113H47ZM55 114H57V113H55ZM72 114V113H71ZM125 114H127V113H125ZM171 114H169L170 116H171ZM175 114V115H174ZM241 114V113H240ZM12 115V116H13ZM36 115V114H35ZM41 115V114H40ZM99 115V114H98ZM120 115V114H119ZM119 115H118V117H119ZM176 115V116H177ZM222 115H223V113H222ZM247 115V113L246 114H244L243 112H242V114L240 115V117H239V119L238 120H240V121H238V122H240L241 123V125L244 123V122H246V121H251L252 120V118L249 116V118H247L248 116H246ZM257 115V116H258ZM11 116V115H10ZM15 116H13V117H15ZM31 117H35V116H32V113H31V115H30ZM29 116V117H30ZM42 116V115H41ZM49 116V115H48ZM47 116V117H48ZM52 116V115H51ZM54 116V115H53ZM52 116V117H53ZM56 116V115H55ZM89 116V115H88ZM181 116V115H180ZM185 116V117H186ZM193 116H195V115H193ZM206 116V115H205ZM215 116V115H214ZM244 116H245V118H244ZM28 117V118H29ZM30 117V118H31ZM46 117V118H47ZM57 117V116H56ZM192 117V115L190 116V117H188V118H191ZM256 117V116H255ZM27 118V119H28ZM29 118V119H30ZM42 118V117H41ZM50 118V117H49ZM59 118H60V120H61V116H59ZM66 118V117H65ZM75 118H77V117H75V115H73V117H72V120L74 119L75 120ZM116 118H117V116H116ZM122 118H125V115H124V117H122ZM121 118V119H122ZM167 118H168V115H167ZM16 119V118H15ZM32 119V118H31ZM35 119V118H34ZM37 119V118H36ZM56 119V118H55ZM70 119H71V117H70ZM109 119V118H108ZM127 118H125V120H126ZM170 119H172V118H170ZM169 119V120H170ZM174 119H176V118H174ZM180 119H182V118H180ZM205 119V118H204ZM220 119V118H219ZM262 119V118H261ZM19 120V121H20ZM39 120H40V118H39ZM43 120V119H42ZM50 120H51V118H50ZM100 120V119H99ZM115 120V119H114ZM113 120V121H114ZM162 120V121H161ZM168 120V121H169ZM202 120V119H201ZM216 120V119H215ZM214 120V121H215ZM218 120V119H217ZM221 120V119H220ZM260 120V119H259ZM4 120H2V122H3ZM30 121V120H29ZM38 121V120H37ZM55 121V123H56V120H54ZM64 118H63V125H65L64 127H66V128H64V131L65 130H67L68 132L70 131V130H68L67 128H69V129H71V128H74V127H76L75 126V123H78V122H68V123H64ZM76 121V120H75ZM87 121V120H86ZM106 121H108L109 122V120H106ZM167 121V120H166ZM219 121V120H218ZM257 121H258V119H257ZM6 122V121H5ZM33 122H34V120H33ZM40 122V121H39ZM61 122V121H60ZM59 122V123H60ZM82 122V121H81ZM107 122V123H108ZM122 122H123V120H122ZM217 122V121H216ZM221 122V121H220ZM4 123V122H3ZM2 123V124H3ZM25 123V122H24ZM36 123V122H35ZM44 123V122H43ZM47 123H48V120H47ZM54 123V122H53ZM106 122L104 121V124H105ZM165 123V122H164ZM255 123V124H256ZM7 124V123H6ZM23 124V123H22ZM69 124V125H68ZM80 125H81V123H79ZM79 124H77V125H79ZM85 124V123H84ZM161 124V123H160ZM159 124V125H160ZM219 124V123H218ZM221 124V123H220ZM222 124H223V122H222ZM252 124H254V123H252ZM34 124H32L31 126H33ZM36 125H38L37 123H36ZM106 125V124H105ZM105 125H103V127L105 126ZM121 125H122V123H121ZM165 125H167V123H165L164 124V126ZM224 125L225 124H223V127H224ZM35 126V125H34ZM62 126V125H61ZM85 126V125H84ZM110 126V123H109V125H108V127ZM111 126H112V124H111ZM118 126V125H117ZM123 126V125H122ZM125 126V125H124ZM123 126V127H124ZM163 126V127H164ZM168 126H169V124H168ZM245 126V125H244ZM244 126H242V127H244ZM249 126V125H248ZM4 127V126H3ZM2 127V130L4 129ZM107 127V126H106ZM120 128H121V126H119ZM159 127H161V126H159ZM167 127V126H166ZM220 127V126H219ZM228 127H226V125H225V129L226 128H228ZM234 127H235V125H234ZM246 127H247V125H246ZM1 128V127H0ZM6 128V127H5ZM57 128V127H56ZM76 128H78V130H80L79 129V127H76ZM81 128V127H80ZM83 128V127H82ZM82 128H81V131H82ZM102 128V127H101ZM112 128H113V126H112ZM115 128V127H114ZM158 128V127H157ZM157 128H155V129H153V132L154 131H157L156 129ZM218 128V127H217ZM34 129V128H33ZM62 129H63V126H62ZM119 129V128H118ZM160 129V128H159ZM162 129V128H161ZM166 130L168 129V127L167 128H165ZM164 129V130H165ZM228 129H230V128H228ZM242 129V128H241ZM1 130V131H2ZM58 130V129H57ZM74 130V129H73ZM73 130H71V133H72V131ZM77 130V129H76ZM78 130L76 131V132H78ZM113 130V129H112ZM128 130H130V129H128ZM160 131V130H158L157 132L159 133V135H161V136H164V137H166L165 136V131ZM215 130V129H214ZM8 130H4L3 131V133H2V137L0 138V148H6L7 146H9L10 147V149L12 148V146L9 144V143H11V141L9 142V140H8V138H7V136H8V132H7ZM63 131V132H64ZM114 131V130H113ZM125 131V130H124ZM131 131H132V129H131ZM132 131V132H133ZM169 131V130H168ZM226 131V130H225ZM83 132V131H82ZM84 132H88V130L87 131H85L84 130ZM104 132H105V130H104ZM122 132V131H121ZM126 132V131H125ZM130 132V131H129ZM156 132V133H157ZM1 133V132H0ZM80 133V132H79ZM100 133V132H99ZM98 133V134H99ZM109 133H111L110 131H109ZM155 133V134H156ZM157 133V134H158ZM214 133V132H213ZM227 133H229V132H227ZM232 133V132H231ZM233 133H234V130H233ZM70 134V133H69ZM68 134V135H69ZM75 134V133H74ZM72 135V136H70L69 138H67V139H65V142H64V147L62 146L61 148H62V151L63 150H65V151H63L64 153H62V152H56V154L57 153H59V155L56 157V159L58 158V160H60L61 161V163L63 162L64 164H62V165H66V163L68 164V163H74L75 165L76 164H79V165H81L82 163L83 164H86V165H88V166H92V165H94L95 163H97L96 162V157L95 156H97V158H98V156H99V153L98 154H95L96 152V146L94 147L93 145H92V141H90V139H92V140H96V142H97V135L96 136H94V135H90L91 136V138H87V135L86 136H81V137H77V135L75 136V135ZM101 134V133H100ZM104 134V133H103ZM112 134V133H111ZM121 134V133H120ZM128 133H126V135H127ZM130 134H132L131 132L128 134V135H130ZM133 134V135H134ZM169 134V133H168ZM219 134V133H218ZM221 134H222V131H221ZM234 134H236V133H234ZM242 134H243V132H242ZM241 134V135H242ZM107 136H108V134H106ZM125 135V136H126ZM138 135V134H137ZM153 135V134H152ZM158 135V136H159ZM240 135V134H239ZM238 135V136H239ZM240 135V136H241ZM44 136V135H43ZM46 136V135H45ZM44 136V137H45ZM150 136V135H149ZM153 136H155V135H153ZM153 136H151L152 138H151V141H150V143L151 144H153V143H156V142H153L152 143V139L154 140V138H153ZM157 136V137H158ZM223 136V134L221 135V137ZM234 136V135H233ZM245 136V137H246ZM9 137V136H8ZM128 137H130V136H128ZM132 137V136H131ZM134 137V136H133ZM145 137V136H144ZM134 138H136V137H134ZM148 137H146V139H147ZM167 138V137H166ZM220 138V137H219ZM223 138V137H222ZM222 138H221V140H222ZM225 138V137H224ZM238 138V137H237ZM239 138H241V137H239ZM242 138H244V137H242ZM34 139V138H33ZM39 139V138H38ZM57 139V138H56ZM120 139V138H119ZM128 139V138H127ZM226 139V138H225ZM236 139V138H235ZM234 139V140H235ZM246 139V138H245ZM36 140V139H35ZM99 140H101V139H99ZM112 140V139H111ZM110 140V142H112ZM123 140H124V144L121 142V141H119V143L121 142V144L120 145H122V147H123V145H125L126 143H125V141H127V140H125V137L123 138ZM130 140H132V138L130 139ZM134 140H136V139H134ZM133 140V141H134ZM216 140V139H215ZM220 140V139H219ZM238 140V139H237ZM243 140V139H242ZM43 141V140H42ZM59 141V140H58ZM115 141V140H114ZM214 141V140H213ZM254 141H253V143H254ZM15 142H16V140H15ZM38 142V141H37ZM95 142V143H96ZM100 141H98V143H99ZM108 142L109 141H107V145H108ZM109 142V143H110ZM146 142H147V140H146ZM145 142V143H146ZM148 142H149V139H148ZM147 142V143H148ZM159 142V141H158ZM210 142H212V141H210ZM224 142V141H223ZM249 142V141H248ZM23 143V142H22ZM98 143H96L97 145H98ZM106 143V142H105ZM119 143H118V145H119ZM128 143H129V141H128ZM133 143H135V142H133ZM150 143H148V145L150 144ZM19 144V143H18ZM24 144V143H23ZM40 144V143H39ZM61 144V143H60ZM130 144V143H129ZM137 144V143H136ZM143 144V143H142ZM217 144H218V140H217ZM228 144V143H227ZM106 145V144H105ZM110 145V144H109ZM128 145V144H127ZM135 145V144H134ZM139 145H140V143H139ZM145 145V144H144ZM154 145V144H153ZM226 145V144H225ZM251 145V144H250ZM19 146H20V144H19ZM34 146V145H33ZM38 146V145H37ZM37 146H35V147H37ZM41 146V145H40ZM39 146V147H40ZM61 146V145H60ZM130 146V145H129ZM215 146V145H214ZM25 147V146H24ZM100 147V146H99ZM105 147V146H104ZM112 147V146H111ZM111 147H110V149H111ZM126 147V149H127V147L128 146H125ZM125 147H124V150H126L125 149ZM132 147V146H131ZM130 147V148H131ZM220 147V146H219ZM255 147V146H254ZM8 148V147H7ZM20 148V147H19ZM28 148V147H27ZM102 148H103V145H102ZM117 148H120V146L119 147H117ZM129 148V149H130ZM133 149H134V146L132 147ZM2 149H0V151L2 150ZM9 149V150H10ZM12 149H14V148H12ZM29 149H30V146H29ZM41 149V148H40ZM104 149V148H103ZM108 149H109V147H108ZM139 149V148H138ZM138 149H136V150H138ZM143 149V148H142ZM206 149V148H205ZM95 150V151H94ZM98 150V149H97ZM118 151H119V149H117ZM117 150H115L114 149V151H117ZM122 150V149H121ZM121 150H120V153L121 154H124L123 152V150H122V152H121ZM201 150V149H200ZM203 150V149H202ZM220 150V149H219ZM225 150V149H224ZM224 150H220V151H217V149H216V151L217 152H221V154H217V153H213L212 151H210L209 150V152H205L204 154H201L199 151V154L197 155V153H196V156L195 157H193V159L192 160H185V161H183V160H177L176 162H173V164L172 165H166L165 167L163 166V169L162 170H157L158 171V173H155V176H153V175H151L150 177H148V178H145V179H141V180H137V182H136V184L134 183L132 186H130V187H132V189L130 190H128V189H126L125 188V190L123 189V190H121V191H119L117 194H115V198H116V201L120 204V209L122 210V211H130L131 213H133V215L135 214H145V216H146V213L148 214H150L152 211H154L155 209H156V207H158V205L159 204H162V203H165V202H169L170 200H171V197H170V190H171V188L173 189L174 187H178V186H183V187H188V188H190V189H196L197 191H199V190H201L203 187H205V186H208V185H211V184H213V182H214V184H215V181H214V179H215V177L217 176V173H219V171H221V170H224V171H226V173H227V175H230V172H231V170L233 169L232 168V166L233 165H236L237 163H238V158L235 156V155H233L234 154V151H233V154L231 153L232 151L229 149L228 151H227V149H226V151H224ZM243 150H245V149H243ZM21 151V150H20ZM25 151V150H24ZM33 151H35V149L33 150ZM37 151V150H36ZM104 151H106L105 149H104ZM126 151H131V150H126ZM141 151V150H140ZM224 151V152H223ZM229 151H231V152H229ZM236 151H237V147H236ZM248 151V150H247ZM262 151V152H261ZM22 152V151H21ZM29 152V151H28ZM31 152V151H30ZM98 152V151H97ZM101 152V151H100ZM23 153V152H22ZM128 153V152H127ZM127 153H126V155H127ZM139 153V152H138ZM246 153V152H245ZM31 154V153H30ZM35 154H36V152H35ZM34 154V155H35ZM130 154V153H129ZM128 154V155H129ZM131 154H134V153H132L131 152ZM247 154H249V153H247ZM25 155H26V153H25ZM53 155V154H52ZM51 155V156H52ZM116 155V154H115ZM127 155V156H128ZM253 155V154H252ZM11 156V155H10ZM119 156V155H118ZM6 157H8V156H6ZM17 157V156H16ZM20 157H21V162L23 161L22 159L24 158V156H23V154H21L20 155ZM19 157V158H20ZM102 157V156H101ZM114 157V156H113ZM121 157V156H120ZM119 157V158H120ZM123 157V156H122ZM139 157V156H138ZM151 157V156H150ZM27 158H29V157H27ZM35 158V157H34ZM53 158V157H52ZM104 158V157H103ZM131 158V157H130ZM135 157H133V159H134ZM182 158V157H181ZM185 159H186V157H184ZM1 159V162H2V158H0ZM38 159V158H37ZM50 159V158H49ZM102 159V158H101ZM106 159V158H105ZM105 159H103V160H105ZM109 159V158H108ZM115 159L116 158H114V160L113 161H115ZM125 159V158H124ZM177 159H178V157H177ZM4 160V159H3ZM18 160V159H17ZM29 160H31V159H29ZM54 160V159H53ZM102 160V161H103ZM110 160H112V159H110ZM121 160H123V159H121ZM121 160H119V162L120 163H122L121 162ZM129 160V159H128ZM245 160V159H244ZM101 161V160H100ZM127 161V160H126ZM160 161V160H159ZM246 161V160H245ZM31 162H33V161H31ZM49 162V161H48ZM57 162V161H56ZM53 163L54 165L56 164L57 165V163ZM116 162V161H115ZM118 162V163H119ZM252 162V161H251ZM4 163V162H3ZM104 163V162H103ZM103 163H101L102 165H105V164H103ZM172 163V162H171ZM170 163V164H171ZM48 164V163H47ZM51 164V163H50ZM50 164H49V166H50ZM70 164V165H71ZM73 164V165H74ZM111 164V163H110ZM125 164V163H124ZM164 164V163H163ZM167 164V163H166ZM239 164V163H238ZM253 164V163H252ZM19 162H17V163H14V164H12V165H10L8 168H9V171H15L16 169H18V167H19ZM143 165H145V164H143ZM240 165V164H239ZM33 165H31V167H32ZM43 166V165H42ZM84 166V165H83ZM162 166V165H161ZM51 167H53V166H51ZM50 167V168H51ZM79 167V166H78ZM81 167H82V165H81ZM120 167V166H119ZM124 167V166H123ZM127 167V166H126ZM234 167V166H233ZM255 167V166H254ZM33 168H34V166H33ZM42 168V167H41ZM49 168V167H48ZM49 168V169H50ZM59 168V167H58ZM106 168V167H105ZM122 168V167H121ZM142 168V167H141ZM144 168V167H143ZM238 168V167H237ZM257 168H259L258 170H260V167H257ZM11 169V170H10ZM20 169V168H19ZM18 169V170H19ZM77 169V168H76ZM130 169V168H129ZM236 169V168H235ZM255 169H256V167H255ZM83 170V169H82ZM141 170V169H140ZM17 171V170H16ZM58 171V170H57ZM69 171H70V169H69ZM147 171V170H146ZM224 171H223V174H224ZM233 171V170H232ZM46 172H48V171H46ZM234 172V171H233ZM9 173H11V172H9ZM13 173H15V172H13ZM13 173H12V175H11V177L12 176H15V174L13 175ZM141 174V173H140ZM145 174V173H144ZM46 175V174H45ZM139 175V174H138ZM153 176V177H152ZM120 177V176H119ZM136 178V177H135ZM143 178V177H142ZM217 178V177H216ZM220 178V177H219ZM218 178V179H219ZM218 179H217V181H218ZM223 179V178H222ZM225 179V178H224ZM220 181H221V179H220ZM130 185V184H129ZM129 187V188H130ZM120 189H122V188H120ZM260 189V188H259ZM128 190V191H127ZM112 196V195H111ZM110 196V197H111ZM114 197V196H113ZM98 203V202H97ZM111 202L109 201V204H110ZM214 203V202H213ZM217 204L215 205V206H213V204L212 203H209V202H199V203H196L195 205L197 206V209H196V211H188V212H185L184 214H182L183 216L182 217H180V218H186V216H188V215H192L193 216V214H194V216H195V213L197 214V215H200V216H202V217H204V218H206L207 220H209V222H210V224H212V225H214V222L215 221H219V219L224 215L223 213H224V209H222V205H220V204H218L219 202H216ZM95 204V203H94ZM94 204H93V206H94ZM114 203L112 202V205H113ZM99 205V204H98ZM97 205V206H98ZM117 205V204H116ZM212 205V206H211ZM114 206V205H113ZM58 207V206H57ZM102 207V206H101ZM116 207V206H115ZM64 208V207H63ZM57 209V208H56ZM60 209V208H59ZM99 209V208H98ZM105 209V208H104ZM107 209V208H106ZM117 209V208H116ZM195 209V208H194ZM100 210V209H99ZM178 210V209H177ZM121 212V211H120ZM129 212V213H130ZM68 213V212H67ZM85 213V212H84ZM94 213V212H93ZM128 212H127V214H129ZM181 214V213H180ZM71 215H73V214H71ZM71 215H70V217H71ZM119 215V209H117V210H115L114 208L113 209H111V210H109V211H107V210H103V211H97V214L96 215H92V217H91V213L89 214V211H88V213H86V214H84L83 216H72V217H74L72 220H73V222L71 223V224H69V222H67V228H66V226H65V228L67 229V234H65L64 233V236H61V234L60 233H58V236H60V237H63V239H61L59 242H58V244L57 245H55V247H53V248H48L46 251H43V250H41V252L43 253V252H45V253H47V258L45 257V255H43L44 256V258H46L47 259V262L49 263V264H53L52 262H54V260H58L59 261V264H84V263H90L91 264V262L93 263V262H98V260H100V259H103V257L104 256H106V255H109V254H111V253H116L118 250H120L121 249V246H122V242H120V240L122 241V238L120 237V238H117V239H113V240H110L109 241V245H110V247L111 248H109V245H107L106 246V244H108V241H107V239H106V230L108 229L107 227H108V225H112V223H114L113 221H115L114 220V217L115 218H117L116 216H118ZM190 215V216H191ZM56 216V215H55ZM179 216V215H178ZM189 216V217H190ZM149 217V216H148ZM57 218V217H56ZM56 218H53V219H56ZM191 218V217H190ZM195 218H197L196 216H195ZM223 218V217H222ZM118 219V218H117ZM46 220V219H45ZM57 220V219H56ZM196 221V220H195ZM53 223H55V220H53ZM46 224V223H45ZM65 225V224H64ZM115 227V226H114ZM64 228V229H65ZM50 229H52V222L51 223H49L48 222V226H47V232L48 231H50ZM65 229V230H66ZM156 231V230H155ZM51 232V231H50ZM48 235H50V234H48ZM16 243V245H17V242H15ZM187 243V242H186ZM31 244V243H30ZM29 244V245H30ZM15 245V246H16ZM28 245V244H27ZM33 245V244H32ZM45 244H43V245H41V246H44ZM18 246V245H17ZM34 246V245H33ZM45 247V246H44ZM2 248H4V242H0V250L2 249ZM31 248V247H30ZM29 248V249H30ZM27 249H28V247H27ZM32 249V248H31ZM45 249V248H44ZM112 250V251H111ZM31 251V250H30ZM158 252V251H157ZM160 252V251H159ZM162 252V251H161ZM166 252V251H165ZM170 252V251H169ZM37 253V252H36ZM38 253H40V251H38ZM153 254H155V253H153ZM170 254V253H169ZM0 255H2V254H0ZM30 255H31V252H30ZM40 255L42 256V254L40 253ZM157 255V254H156ZM30 257V256H29ZM31 260V262H36L35 260H33V258H30ZM57 261V262H58ZM13 262V261H12ZM96 262V263H97ZM183 262V261H182ZM185 262V261H184ZM13 263H15V262H13ZM17 263V262H16ZM38 262H36L35 264H37ZM183 264V263H182ZM191 264V263H190Z\"/></svg>","mask_w":264,"mask_h":264}]
</instances>
